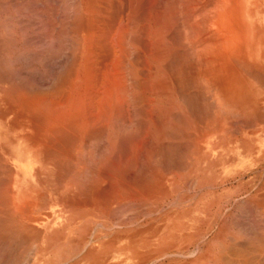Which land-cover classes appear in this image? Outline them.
Instances as JSON below:
<instances>
[{"label": "rangeland", "instance_id": "obj_1", "mask_svg": "<svg viewBox=\"0 0 264 264\" xmlns=\"http://www.w3.org/2000/svg\"><path fill=\"white\" fill-rule=\"evenodd\" d=\"M88 1L90 3L92 2V4H89ZM110 1L111 0H107L104 2L97 3V0L94 1L93 0H77V1L76 0H2V1L0 0V55H1L0 56V65H1L0 66V153H1L0 166L2 167V168L0 167V174H1L0 187H2L0 188V219H1L0 238L4 239V240L0 239L3 242L2 243L0 241V264H264V121H263L264 120V80H263L264 79V73H263L264 72L263 71L264 70V61H263L264 59V45H263L264 44V0H231V1L228 0L229 2L227 0H221V1L220 0L219 1L218 0H212V1L187 0V2H185L184 0L183 1L182 0H175V1L174 0H155V1L139 0L140 4L138 3L139 4L138 7H137L138 5L137 3H136L137 5L133 3L134 1L137 2L136 0L133 1L112 0V2ZM188 1L190 2L189 5L187 4ZM235 1H237L238 7ZM94 2L96 4L101 3L102 6L101 5L100 6L103 8H101L99 5L98 6L95 5ZM147 2H149L148 5ZM132 3L135 4L134 9H131L132 7H134ZM197 3L199 5H197ZM129 4H131V7L127 6ZM166 4H168V6ZM204 4L205 6H203ZM156 5L159 6L157 7ZM184 5L186 6V8ZM88 6H93L91 9L94 10L98 8V10L91 11L90 7ZM145 6L147 9L145 8ZM180 6H182V10H180L181 9ZM128 7L131 10L127 9ZM154 7H156L157 10L156 8L154 9ZM208 7H210L211 9L213 8V11ZM166 8H168V10ZM193 8L198 9L199 12L197 10H196L197 12H195V9ZM170 9L172 10L170 11ZM235 9H237L236 12L238 14L235 13ZM154 10L156 12H154ZM191 10H193V12ZM228 10H231V12H228ZM99 11H102L103 14L102 12ZM128 11H129V15H128ZM189 11L192 13H189ZM92 12L96 14H92ZM194 12L195 15L193 14ZM124 13L125 15L128 16H125ZM172 13L174 15V18L172 16ZM227 13L229 14L231 13V15L232 14L234 15H232L231 17L230 15H226ZM155 14L156 16H154ZM190 14H192L191 17ZM170 15L171 17H169ZM199 15L201 16V19H197L200 18ZM237 15L241 16V19L243 21L245 20L246 22H241V19ZM124 16L127 17L126 19L130 21L128 20L125 21ZM164 16H166L168 20L166 19V17L164 18ZM183 16L190 17L191 19L190 18L188 19L186 17L187 21H184L186 19ZM193 16L196 18H194ZM28 17L30 20H27ZM119 17L121 18V20H118L120 19ZM158 17L160 19H158ZM227 17H229L228 19L231 20L230 21L228 19L226 20ZM60 18L63 21H61ZM90 18H92L93 20ZM132 18L134 19L132 20ZM136 19L140 23L139 25L135 24V22L137 21ZM154 19H157V21L156 20L154 21ZM169 19L172 21H170ZM131 20L135 21L134 24L132 23ZM10 21L11 24L9 23ZM45 21H47L48 24ZM110 21L113 22L114 25ZM224 21L228 23L224 24ZM127 22H129V25L130 22L132 24L130 26L126 25L125 27L124 25L128 24ZM145 22L147 24H145ZM157 22H159L160 24H162L163 22L161 26L159 25L161 30L160 32H162L161 29L162 27L166 29L165 32L167 31V28L170 32L169 33L167 31L166 32L167 35L163 33V35L165 36H161V40L162 37L164 38L166 37L165 38L166 41L165 42L162 41L163 46L165 47L164 43L165 44L168 43L167 44L168 47L174 46V48L172 47V49H174L175 53L173 54V51L170 52L171 47L169 51H167L168 50L167 46L166 48L163 47L162 49H167L166 52L170 53L169 54L170 58H168L167 60L163 51L164 57H162L161 55L160 56L163 58L164 61H166V63H162L163 60L161 59L160 56H159L160 57L159 60H161V62L159 61L160 64H158L159 62L155 63L157 73L160 72L159 74L161 76L164 72L167 73L165 74L166 77H163L164 75L162 77L165 80V78H167L168 76V80L170 81V83L168 82V80L167 81L165 80L164 82L162 81V84L168 82L169 88L168 86H165L166 83L165 85L163 84L162 86L164 90L165 88L166 89L168 88L167 91H169V93L171 92L169 96H166L167 93L165 91L164 92L166 94L163 93V95H161L162 97L155 96L157 92L154 84L152 85H154L155 90L153 89L152 85H150L152 89H150L149 86L151 93H153L152 92L153 90L156 92V93L154 92L155 93L154 95L153 94L151 95V93L147 94L148 92L146 93L148 87L145 89V91L142 90L143 93H145L144 94L145 97L146 94L148 95L149 98L148 97L147 98L149 100H151L150 97L156 99V102L154 103L152 100L147 101L146 98L144 99V102L146 101L148 102V107L150 109L149 110L148 107L146 106L147 103L145 104L143 102L144 105L140 103L141 102L140 98L141 96L143 98V95H139V93L142 94V91L138 89V87L140 88L141 84L139 85V83H137L138 81L137 82L135 81V79L138 80L137 78L138 74L136 73H139V71L142 70L140 66L142 67L144 65V64L141 65L140 63L141 60L145 59V58L142 59V57H145V54L144 51H142L144 55L143 56L142 53L140 54L139 50H134V46L135 47L137 46L136 45L133 46L134 44L133 42L134 41L137 42V40L135 39L137 38L136 35L138 36V33H140L142 28H143L142 31L143 30L145 31V28L146 29L148 28L149 30L151 29L152 26L155 27V25L153 24H157ZM181 22H183V24ZM194 22H196L199 25H197ZM90 23L93 25H91ZM115 23L117 24L115 25ZM141 23L143 25L142 28L139 27ZM173 23L175 24V26L173 25ZM233 23L236 25V27H233L235 26ZM148 24L150 25L147 26ZM189 24H191L192 26ZM206 24H208V27ZM221 24L223 26L224 25L226 26H224L223 28ZM230 24L233 25L231 26ZM185 25L186 27L188 25L189 29L188 27L186 29ZM34 26H36V28ZM92 26H94L95 28ZM128 26L129 29L131 28L133 29V27H135L136 30L133 29L134 30L133 31L131 29V32L130 31L129 33L127 32L128 35L124 34L125 36L124 37L122 34L126 30H129L127 29ZM182 26L184 28H182ZM90 27L93 30H90ZM230 27H232L233 29ZM98 28H101L102 30ZM121 28L122 30L124 29L122 31L123 32L122 34L119 32V30L118 32H116L117 29H120L121 31ZM199 28L201 30H199ZM249 28L251 32H249L250 31ZM46 29L47 31H45ZM64 29H66V31ZM237 29L239 34L237 33ZM190 30H192L193 32ZM98 31L99 34H96ZM111 31L113 34L111 33ZM183 31L185 32L182 33ZM133 32H138V33H133ZM145 32H141V33H145ZM204 32L206 34H204ZM212 32L214 33V35ZM234 32L236 33L234 34ZM85 33H87L88 35ZM109 33L110 35H107ZM229 33L230 35H228ZM186 34L188 37L186 36ZM203 34L205 37L203 36ZM65 35L67 37H65ZM118 35L120 36V38L121 35L123 36L122 40L127 36L131 38V39L126 38L128 42L125 40L126 43H129L130 40L131 44L129 46L124 42H121L122 41L121 39L119 41L121 42V44L122 43L124 44L121 45L120 47L122 48L124 47V49L127 50V52L128 50L130 52V53L128 52L129 53L128 54L126 51L122 52L121 50L123 54L125 53L124 54L125 56L123 54L122 55L113 54L114 53L113 49L114 48L116 49L119 43L117 40L119 39ZM148 35H144L145 39ZM190 36H192V38L194 37V40L196 39L199 42V44H197V42L195 43L198 47L194 44L196 40L195 41L193 40L191 44L192 38L190 39ZM106 37H108V40ZM139 37H143V34L142 36ZM139 37L138 40L140 41L142 40L141 42L143 43L144 42L143 40L145 39L143 38L139 39ZM156 37L157 39L160 38L158 35ZM85 38H89V39L85 40ZM151 38L153 39L154 37L152 36L147 37L146 39L147 44L148 41H151ZM132 39H134V41ZM146 40H145V45H146ZM209 40L210 43H208ZM31 41H34V43ZM79 41H81V43ZM180 41H182L181 44ZM242 41L245 42L246 44L243 43ZM107 42H109L110 44L109 46ZM204 42H206L207 45L206 43L203 44ZM74 43H76V45ZM142 43H141V47H142ZM151 43L152 42H150V44ZM225 43L226 45H224ZM73 44L75 47L73 46ZM115 44L117 45L116 47ZM150 44L148 46L146 45L147 46L146 49H148V47L150 48L151 46ZM154 44L155 47L157 45H160L157 42ZM175 44L178 48L181 47V49L180 48L176 49L177 47H175ZM182 44H186V45L182 46ZM209 44H212L211 45L212 48L213 46H215L213 48L214 50L210 48L211 46ZM187 45L189 47L192 45L191 46L192 48H189ZM193 45H195L196 48H199L200 46L204 50L201 51V48L200 50L193 48ZM204 46L209 48L211 51L206 52L205 49L207 48H204ZM227 46H229L230 48L228 47L227 49ZM90 47L92 49H90ZM182 47L185 50H183ZM101 49H103L104 51ZM189 50H191L190 52L194 55H191V53H189ZM193 50L195 53H193ZM101 51L104 54L101 53ZM132 51L133 52L137 51V52L133 53ZM198 51L200 56L197 53ZM203 52L205 54H203ZM210 52H212V55ZM219 52H221V54ZM235 53L237 54L234 55ZM166 55H168V53H166ZM213 55L217 57L215 58L213 57ZM85 56L88 58L91 57L92 58L88 59ZM178 56H180L179 60H178ZM187 56L189 57V60L187 59L188 58ZM207 56H209L208 57L209 59L210 58L213 59H210L209 61H205L208 60ZM223 56H225L226 58H223ZM232 56L233 58H231ZM244 56L246 60L248 59V61L244 59ZM114 57H116V59ZM138 58L139 60H135ZM200 58L202 59V62L200 61L201 60ZM69 59L71 62L69 61ZM194 59L197 60L198 62L195 61ZM224 59L226 60L224 61ZM251 59L252 60L254 59V62L256 63L254 64V62ZM117 60L118 61L121 60V64L120 62L118 63ZM124 60H126L127 63H125ZM128 60L132 62L131 63L132 65L130 64V62H128ZM183 60L185 62H183ZM103 61L104 62L106 61V63H104ZM136 61L138 62L136 63ZM134 62L136 67L138 65V68L140 69L134 67L135 66ZM220 62L221 63L223 62V64H221ZM224 62L228 64H225ZM248 62H253V63L251 64ZM259 62H261L260 63L261 66L258 65ZM69 63L71 64V67H69L70 66ZM117 63L118 65L120 66L123 65V66L122 67L119 66L120 67L119 68L117 66ZM92 64H94V66ZM163 64L164 66H162ZM232 64L234 65V67ZM237 64L239 65L237 66ZM249 64L251 69H249ZM104 65H106V67H104ZM219 65H221V67H219ZM146 66H143L142 68H144L145 70L147 69ZM222 66H226V67L222 68ZM199 67L205 69L202 70ZM238 67H240L241 69ZM242 67L244 68L242 69ZM99 68L100 71L98 70ZM104 68L105 69L108 68V69L105 70ZM189 68L191 71L189 70ZM196 68H199L198 70L201 72V73L199 72L200 74L199 73L197 74ZM215 68L217 70H215ZM234 68L235 69L238 68L237 71ZM132 69L135 73L132 71ZM130 70L131 72L134 73V75L136 74L137 76L135 75L130 77L133 74L130 72ZM228 70H231L232 72ZM244 70L246 73L244 72ZM105 72L108 76L104 74ZM230 72L231 75L229 77L228 73L230 74ZM248 72L252 74L251 76L256 75V77L248 76L247 74ZM141 73L144 74L143 72ZM141 73L139 74V76L142 75ZM235 73L237 74V76H235L236 75ZM208 75H211L209 77H213L215 79L212 80V78L211 79L208 78ZM215 75L216 77L218 76V79L215 77ZM197 76H199L200 78ZM259 76H260L259 80L262 78L263 82L262 81L259 82V80H257V77ZM104 77L107 80L104 81L103 80ZM194 77L196 79H194ZM99 78L100 81H95V80H99ZM131 78H134V80H132ZM142 78H143L142 76L141 78H139L141 79L139 80L140 83H143ZM241 78H243L245 82L241 80ZM209 80H210V84H209ZM90 81L94 83V86ZM214 81L217 85H215ZM126 82L128 85L126 84ZM131 82L134 84L136 82V84H138L139 86L136 84L133 85ZM231 82L233 83L232 85ZM226 83L228 84V86L231 85V87L229 86L228 88ZM112 84L114 86H112ZM122 84H124L125 87ZM192 84L195 85L192 86ZM220 84L222 87L220 86ZM260 84H262V86ZM106 86H108V88ZM172 86H174V88ZM122 87L123 89L124 88L127 89L128 93L130 91L129 95L126 92L127 90L124 89L125 90L124 91ZM170 87L172 90L174 89L173 90L174 95L172 90H169ZM40 88H42V90ZM135 89H138L136 91L137 94L135 92ZM224 89L226 90V92ZM150 90L148 91L150 92ZM13 91L14 93H12ZM211 91L212 93L213 92L214 93L213 94L210 93ZM75 92L77 93V95ZM131 92L133 93V95ZM123 93H125L124 97H122L123 95H121ZM23 94L26 96H24ZM49 94H52L53 96ZM110 94L112 96H110ZM137 95L140 97H138ZM30 96H32V98ZM118 96L122 98L121 100L122 102L119 100L120 98H118ZM104 97L108 99H105ZM156 97L159 99L162 98V100L161 101L159 99L157 100ZM165 97L166 99H168L167 97L172 99L171 100L168 99L167 102L166 101L164 102L163 98L165 99ZM40 98L43 99L41 100ZM115 98L117 99V101L115 100ZM138 98L140 102L138 101ZM217 98L218 100H216ZM100 99L103 100L101 104H100L101 102ZM37 100H39L40 102ZM88 100H91V103ZM96 100L98 101V103ZM106 100H108L107 103L105 102ZM30 101L32 102L37 101L39 102V104L36 103L38 106L35 105L36 107L33 109L31 106L32 102ZM115 101L116 103H114ZM128 101L130 102V104ZM219 101L220 103H223L222 104L224 105L223 107L221 106ZM103 102L105 103V105H103ZM109 102L111 103L110 104L111 106L109 105ZM120 102L124 106H122L121 104L119 105L118 103ZM157 102H159L158 105L161 104L164 105L163 107L166 108L167 110L169 109L170 106L172 108V111H170V109L168 111H170L171 113L170 112L166 113V109H164L163 107L162 108L165 110V112L163 111L162 108L159 109L158 111L157 110L158 105L156 106ZM92 103L93 106H91ZM152 103L156 106V108L155 106H153ZM225 103L229 105H226ZM67 104L69 105V107ZM127 104H129L128 107ZM139 104L142 105L139 106ZM43 105L47 107H44ZM53 105L55 107H53ZM99 105L100 108L98 110L97 108ZM151 105L154 109H156L154 113L158 112L156 116L154 114L153 115L154 117L153 116L151 117V119L156 118V121H154L153 119L154 123H156L153 125L154 126L159 125L157 124L159 120L164 123L162 124L160 122L162 126L161 125L157 126V129L159 127L158 130L157 129L154 130V126L150 125L151 122L149 123L150 126L149 132L151 131V133H154V136L152 137L153 139L151 140V142L148 139L147 142L144 136L146 135L147 138L150 139V137L153 135L150 133L151 136L148 137L150 134L149 135L146 134L148 132L147 130L145 131L146 128L147 129L149 128V126L147 127V124L145 123L151 121L148 116L149 115L151 116V114H153V112H151L152 111ZM109 106L114 111L117 110L115 111L117 119L116 118L114 119L115 113L112 109H110L112 110V113L110 114L113 115L111 117L115 121L111 120L109 114V112H111L110 110L108 113H105L107 111L105 108H110ZM134 106H137V108L135 107L136 108L135 109ZM143 106L146 107L147 109H144ZM174 107L175 108L179 107V108L175 109ZM218 107L223 109V111L221 109L218 110L219 109ZM37 108H39L40 110ZM127 108L130 111H128ZM229 108L231 110L233 109V111L231 112V110H228ZM64 109H66V111ZM120 109L122 110L127 109V111L123 112L124 111L123 110L121 112ZM34 110H36V113ZM102 110L105 111L104 112L105 114L103 113ZM79 111L80 113H78ZM162 111L164 112L163 114L161 113ZM117 112L119 113L117 114ZM60 113H62L63 115ZM89 113L91 114V116ZM126 113L129 115V117L128 115H126ZM184 113L187 116L184 115ZM234 113L236 115H234ZM85 114L87 115V117ZM190 115L192 116L190 117ZM96 116L98 117V119ZM124 116L128 119L126 120ZM143 116L149 118L146 119L145 117V119L148 122L146 121H144L145 123L143 122L144 120ZM70 117L72 119L73 118L75 119L77 118V119L71 120L69 119ZM118 117L121 118L119 119ZM168 117L169 118L172 117L173 119L171 118L169 121L167 120ZM133 118H135V120ZM86 119L87 120L89 119L90 123L86 121ZM56 120L57 123H55ZM90 120L93 122H91ZM61 121L63 123L65 122L62 126H61L62 123ZM76 121H81V122H79L78 125V122ZM253 121L256 123H254ZM58 122L60 125L58 124ZM66 122L69 124L67 125ZM53 123H55V126L53 125ZM75 123L78 125V127L82 126V128L85 129L84 130L85 132L88 129V131L86 132L88 136L86 134H80L79 131L81 132V130L83 129L78 128ZM123 123H125V125ZM86 124H88V126L90 127L92 126L91 127L92 129L90 127L88 128V126L87 129L86 127H83V125L86 126ZM52 125L57 128H53ZM58 125L59 127L61 126L63 128L60 127L59 129ZM64 125L65 127L66 126L67 127L64 128ZM208 125H210L211 127ZM207 126L209 128H207ZM50 127H52L53 130H51L52 128ZM54 129H56V131ZM152 130L155 132H152ZM171 130L174 131L172 132ZM112 132H114L115 135L117 136L115 137V135ZM173 133L176 136H174ZM96 134L99 135V138L101 140L97 138L98 135ZM111 134L114 135L113 136L114 139L119 137V139L118 138L116 139L117 143L115 145L117 147V150H115L117 151L115 153L116 158L114 156L115 154L112 155V157L114 156L113 158L110 157L112 153L108 154V152H111L114 148L116 149V147H114L113 149L111 148L112 150H110V148L107 145H105V144L110 145L111 142L110 139L112 137ZM179 134L180 135L182 134L184 137L182 135L181 137ZM92 135L94 136L92 137ZM81 136H84L85 138L84 137L82 138ZM172 136L174 137L172 138ZM107 137L109 139H106ZM136 137L138 138L136 139ZM144 139L148 147L150 146L153 150H151L150 147L148 148L146 144H144L145 143L143 142ZM159 139H162L164 141L160 140L161 142H159ZM141 140L143 141L141 142ZM94 141H96V143ZM129 142L132 144L133 142H135L134 145L136 144L137 148L132 147L133 145L132 146L129 145L128 144ZM119 143L121 146L118 145ZM141 144L143 147L144 145L145 147H147L144 148V151L150 149V151L153 152L152 154L150 152V155L149 153L146 155L148 151L144 152L143 155L144 154L146 155V159L145 156L141 155L143 148L138 149V147L140 148ZM123 145L126 146H124L123 148ZM127 145H128V149H127ZM129 146H131L130 148H135L136 150L135 153L132 154L134 155L133 157L134 159L137 156L136 154L137 149L138 152L139 150H141L140 152L141 154L139 155L142 157V159H140L141 157L139 156L140 160L133 159L136 163L134 161H133L134 164L132 163V161L130 163L131 165H133V166L130 165L133 169L129 165H127L128 163L126 161L129 160L126 161L124 160V158L126 159L128 158L129 155H131V153L129 152H133V149L129 151L130 150ZM83 149H85V151ZM105 152L108 155H105L106 154ZM126 155L128 156L125 157ZM117 156H119L120 158ZM130 157L131 156H129V159H132ZM114 158L116 160H114ZM143 158L145 161H143ZM102 159L103 161L101 162ZM117 159H119L120 162ZM104 160H106L107 162L104 163ZM121 160L123 161L121 162ZM108 162L109 164H107ZM99 163L102 165V166L100 165L101 167L99 166ZM119 163H121L122 165H124L123 163L125 164L127 163V164L123 168V166L120 165ZM111 164L112 166L114 164V166L113 167L110 166ZM96 166L97 169L99 168V171L102 173V176L100 172H97L98 170L96 169ZM115 166H121L123 171L126 169V171H124L126 173L122 172V170L120 169L121 167L118 168ZM108 167L109 169L110 168L111 169L115 168V169L114 170L110 169V172H108L109 171V169H107ZM188 167L190 169H188ZM117 168L118 170L120 169L119 170L120 173L123 174H118L119 172H117L118 171ZM127 168L129 169V171H131L130 169H132V172H129ZM87 169L89 170L87 171ZM93 169L97 171H94L95 173H93ZM105 169H107L108 171ZM165 169L167 170V172ZM89 171H91L90 173L94 174L95 176L92 174L90 175ZM111 171L113 172L114 175L112 174ZM83 172L85 173L88 172L89 174L88 173L85 174ZM105 173L106 175L108 174L109 176H105L104 175ZM117 174L121 176L117 177ZM124 174L126 175L124 176ZM86 175L89 177H87ZM79 176L81 177V179ZM115 176L116 178H113ZM102 178L104 180L103 182L101 180ZM119 178L122 180V183L124 182L126 184L125 181H127V183L129 182L128 186L127 185L124 186V183L121 186L125 188L123 193L128 194L130 197L132 196L131 198H129L128 195L126 196L124 194L123 196H121L123 190L120 193L119 189L121 187H118V182L121 183V181H119ZM94 180L97 182L99 181V184L95 182V184L92 185V183H94ZM115 181L117 182V186ZM111 182L115 185L112 186ZM107 183L111 186H109ZM115 187L118 189L116 190ZM126 187H129L128 189L132 188V190H128ZM101 190L103 191L106 190L105 195ZM108 190H110L111 192ZM117 191L120 194L116 193ZM130 191L133 193L135 192V197L133 196L134 194L131 193ZM107 192L109 193V195ZM129 192L131 193V195ZM144 192L145 194L147 192L148 193L145 195ZM113 194L117 195L115 196L117 198H115ZM118 195L121 196L120 199L121 198L124 199L120 200ZM107 197H109L110 199L109 198L107 199ZM1 200H3V202ZM5 200H8L9 202ZM20 207L21 209H19ZM16 209L19 210L17 211ZM21 211L23 212L25 211V212L23 213ZM21 214L23 215V218ZM25 215L27 216V218ZM115 215L118 216L116 217ZM129 216L132 218L130 219ZM7 219L9 220L7 221ZM6 226L9 227L7 228ZM13 227L14 228L16 227L15 229L17 230L15 231ZM25 227H27V229ZM11 228H13L15 232L10 231L12 230ZM35 230L37 231L35 232ZM5 236L8 237L6 238ZM23 245L28 249H25Z\"/></svg>", "mask_w": 264, "mask_h": 264}, {"label": "bare ground", "instance_id": "obj_2", "mask_svg": "<svg viewBox=\"0 0 264 264\" xmlns=\"http://www.w3.org/2000/svg\"><path fill=\"white\" fill-rule=\"evenodd\" d=\"M1 1H2V0H1ZM76 1H77V0H76ZM93 1H94V0H93ZM104 1H107V0H97V3H98V2H104ZM127 1H128V0H127ZM132 1H133V0H132ZM136 1H137V2L134 1L133 3H135V4L137 3V4H138V3H139V0H136ZM145 1H147V0H145ZM150 1H151V0H150ZM153 1H155V0H153ZM174 1H175V0H174ZM182 1H183V0H182ZM184 1L187 2V0H184ZM189 1H190V0H189ZM189 1H188V3H187L188 5H189V3H190ZM211 1H212V0H211ZM218 1H219V0H218ZM218 1H215V2H218ZM220 1H221V0H220ZM227 1H228V0H227ZM230 1H231V0H230ZM82 2H83V1H82ZM88 2H89V1H88ZM95 2H96V1H95ZM95 2H94L95 5H97V6H98V5H99V6L101 5V3H100V4H96ZM110 2H112V0H111ZM117 2H118V1H117ZM140 2H141V1H140ZM169 2H170V1H169ZM179 2H180V1H179ZM203 2H204V1H203ZM228 2H229V1H228ZM235 2H236V5H237V7H238L237 1H235ZM106 3H107V2H106ZM106 3H105V4H106ZM120 3H121V2H120ZM129 3H131V2H129ZM133 3H132V4H133ZM143 3H144V2H143ZM152 3H153V2H152ZM155 3H156V2H155ZM165 3H166V2H165ZM173 3H174V2H173ZM183 3H184V2H183ZM183 3H182V5H183ZM192 3H193V2H192ZM192 3H191V4H192ZM15 4H16V3H15ZM73 4H74V2H73ZM78 4H79V2H78ZM89 4H92V2H91V3L89 2ZM89 4H88V5H89ZM94 4H93V5H94ZM110 4H111V3H110ZM117 4H118V3H117ZM124 4H125V3H124ZM127 4H128V3H127ZM135 4H133L134 7H132L131 9H134V8H135ZM137 4H136V5H137ZM139 4H140V3H139ZM139 4L137 5V7L139 6ZM145 4H146V3H145ZM145 4H144V5H145ZM148 4H149V2H147V5H148ZM150 4H151V3H150ZM169 4H170V3H169ZM177 4H178V3H177ZM187 4H186V5H187ZM230 4H231V2H230ZM54 5H55V4H54ZM125 5H126V4H125ZM141 5H142V4H141ZM147 5H146V6H147ZM166 5L168 6V4H166ZM197 5H199V4L197 3ZM250 5H251V4H250ZM101 6H102V5H101ZM101 6H100V7H101ZM107 6H108V5H107ZM127 6L131 7V4H129V5H127ZM146 6H145V8H146ZM156 6L158 7L159 5H156ZM172 6H174V5H172ZM184 6H185V5H184ZM203 6H205V4H204ZM207 6H209V5H207ZM207 6H206V7H207ZM230 6H231V5H230ZM251 6H252V5H251ZM88 7H90V9H91L93 6H88ZM94 7H96V6H94ZM129 7H128L127 9H130ZM165 7H166V6H165ZM176 7H177V6H176ZM176 7H175V8H176ZM190 7H191V6H190ZM193 7H194V6H193ZM215 7H216V5H215ZM235 7H236V6H235ZM235 7H233V8H235ZM245 7H246V6H245ZM245 7H244V8H245ZM252 7H253V6H252ZM77 8H78V7H77ZM77 8H76V9H77ZM101 8H103V7H101ZM104 8H106V7H104ZM107 8H108V7H107ZM116 8H117V7H116ZM141 8H143V7H141ZM155 8H156V7H154V9H155ZM180 8H181L180 10H182V6H180ZM185 8H186V6H185ZM195 8H196V7H195ZM195 8H193V9H195ZM203 8H204V7H203ZM203 8H202V9H203ZM208 8H210V7H208ZM208 8H207V10H208ZM86 9H87V8H86ZM131 9H130V10H131ZM136 9H137V8H136ZM136 9H135V11H136ZM146 9H147V8H146ZM146 9H145V10H146ZM164 9H165V8H164ZM166 9L168 10V8H166ZM187 9H188V8H187ZM200 9H201V8H200ZM200 9H199V10H200ZM210 9H211V8H210ZM228 9H229V8H228ZM3 10H4V9H3ZM92 10H93V9H91V11H92ZM95 10H98V8H97V9H94L93 11H95ZM100 10H102V9H100ZM119 10H120V9H119ZM139 10H140V9H139ZM142 10H143V9H142ZM156 10H157V8H156ZM160 10H161V9H160ZM171 10H172V9H170V11H171ZM178 10H179V9H178ZM183 10H186V9H183ZM189 10H190V9H189ZM196 10L198 11V9H195V12H197ZM205 10H206V9H205ZM211 10L213 11V8H212ZM218 10H219V9H218ZM221 10H223V9H221ZM233 10H234V9H233ZM240 10H241V8H240ZM240 10H239V11H240ZM245 10H246V9H245ZM89 11H90V10H89ZM103 11H104V10H103ZM120 11H121V10H120ZM135 11H134V12H135ZM137 11H138V10H137ZM162 11H163V10H162ZM170 11H169V12H170ZM173 11H174V10H173ZM191 11L193 12V10H191ZM236 11H237V9H235V13L238 14ZM65 12H66V11H65ZM82 12H83V11H82ZM99 12H102V11H99ZM130 12H131V11H130ZM132 12H133V11H132ZM149 12H150V11H149ZM154 12H156V11L154 10ZM192 12L189 11V13H192ZM195 12L193 13L194 15H195ZM198 12H199V11H198ZM204 12H205V11H204ZM214 12H215V11H214ZM214 12H213V13H214ZM224 12H225V11H224ZM228 12H231V10H228ZM43 13H44V12H43ZM62 13H63V12H62ZM125 13H126V12H125ZM125 13H124V15H125ZM139 13H140V12H139ZM151 13H152V12H151ZM175 13H176V12H175ZM187 13H188V10H187ZM201 13H202V11H201ZM232 13H233V11H232ZM245 13H246V12H245ZM253 13H254V12H253ZM259 13H260V12H259ZM52 14H53V13H52ZM76 14H77V12H76ZM78 14H79V13H78ZM88 14H89V13H88ZM92 14H96V13H93V12H92ZM102 14H103V12H102ZM118 14H119V13H118ZM121 14H122V12H121ZM140 14H141V13H140ZM143 14H144V13H143ZM153 14H154V13H153ZM196 14H197V13H196ZM204 14H205V13H204ZM207 14H208V12H207ZM220 14H221V12H220ZM224 14H225V13H224ZM240 14H241V13H240ZM60 15H61V14H60ZM60 15H59V16H60ZM81 15H82V13H81ZM86 15H87V14H86ZM128 15H129V11H128ZM128 15H125V16H128ZM130 15H132V14H130ZM141 15H142V14H141ZM144 15H145V14H144ZM166 15H169V14H166ZM175 15H176V14H175ZM184 15H185V14H184ZM191 15H192V14H190V17H191ZM197 15H198V14H197ZM209 15H210V14H209ZM226 15H230V16L232 17V15H234V14L231 15V13H230V14L227 13ZM226 15H224V16H226ZM256 15H257V13H256ZM39 16H40V14H39ZM91 16H93V15H91ZM91 16H90V17H91ZM95 16H96V15H95ZM98 16H99V14H98ZM102 16H103V15H102ZM125 16H124V17H125ZM154 16H156V14H155ZM161 16H162V15H161ZM172 16H173V18H174L173 13H172ZM179 16H180V15H179ZM220 16H221V15H220ZM220 16H219V17H220ZM237 16H239V15H237ZM237 16H236V17H237ZM6 17H7V16H6ZM31 17H32V16H31ZM55 17H56V16H55ZM96 17H97V16H96ZM121 17H122V15H121ZM135 17H137V16H135ZM149 17H150V16H149ZM162 17H163V16H162ZM162 17H161V18H162ZM165 17H166V16H164V18H165ZM169 17H171V15H170ZM183 17H185V16H183ZM186 17H187V16H186ZM186 17H185V19H186ZM190 17H187V18L189 19ZM193 17H194V16H193ZM199 17H200V18H197V19H201V16H200V15H199ZM219 17H218V18H219ZM222 17H223V16H222ZM254 17H255V16H254ZM22 18H23V17H22ZM22 18H21V20H22ZM94 18H95V17H94ZM119 18H120V17H119ZM126 18H127V17H125V21L128 20V19H126ZM142 18H143V17H142ZM145 18H146V17H145ZM153 18H154V17H153ZM153 18H152V20H153ZM181 18H182V17H181ZM181 18H180V19H181ZM194 18H196V17H194ZM203 18H204V17H203ZM209 18H210V17H209ZM228 18H229V17H227L226 20H227ZM239 18L241 19V16H239ZM45 19H47V18H45ZM60 19H61V18H60ZM90 19H92V18H90ZM95 19H96V18H95ZM100 19H101V18H100ZM108 19H109V18H108ZM133 19H134V18H132V20H133ZM140 19H141V18H140ZM158 19H160V18L158 17ZM166 19H167V17H166ZM176 19H178V18H176ZM176 19H175V20H176ZM183 19H184V18H183ZM190 19H191V18H190ZM27 20H30L29 17H28ZM31 20H32V18H31ZM92 20H93V19H92ZM110 20H111V18H110ZM118 20H121V18L118 19ZM123 20H124V19H123ZM132 20H131V21H132ZM136 20H137V19H136ZM142 20H144V19H142ZM155 20L157 21V19H154V21H155ZM161 20H162V19H161ZM167 20H168V19H167ZM169 20H170V19H169ZM195 20H196V19H195ZM195 20H194V21H195ZM203 20H204V19H203ZM203 20H202V21H203ZM220 20H221V19H220ZM228 20H229V19H228ZM230 20H231V19H230ZM230 20H229V21H230ZM232 20H234V19H232ZM249 20H250V19H249ZM258 20H259V19H258ZM47 21H48V20H47ZM47 21H45V22L47 23ZM61 21H63V20L61 19ZM72 21H73V20H72ZM75 21H76V20H75ZM85 21H86V20H85ZM89 21H90V20H89ZM104 21H105V20H104ZM128 21H130V20H128ZM154 21H153V22H154ZM170 21H172V20H170ZM178 21H179V20H178ZM184 21H187V19L184 20ZM25 22H26V21H25ZM97 22H99V21H97ZM110 22H111V21H110ZM116 22H117V21H116ZM123 22H124V21H123ZM134 22H135V21H132L133 24H134ZM136 22H138V20H137ZM136 22H135L136 25H139V24H140L139 22H138V23H136ZM141 22H142V21H141ZM159 22H160V21H159ZM159 22H157V24H153V25H155V27H154V26H152V27L150 26L151 29H149V30H148V28L146 29V28L144 27L146 32H145L144 30L142 31V29H143V28H142L143 25H142V23H141L142 26H141V25L139 26V27L142 28V29L140 28V29H141L140 33H138V32H133V33H138V36L136 35L137 38H135V39L137 40V42H135L134 39H132V40L134 41V42H133V43H134L133 46H134V45L137 46V47L134 46V50H139L140 54L142 53V55H143V52H142V51H144V54H145V57H142V59L145 58L146 60H145V59H144V60H145L146 62H145L144 60H141V63H140V61H139V63H140L141 65L144 64L143 66H146V65H147V66H146L147 69H145V70H144V68H142L143 66H142V67L140 66V68L142 69V70H140V71L143 72V73L145 74V76H144V74H142L140 71H139V73H136V74H138V76L135 74V75L137 76V78H138V80L135 79V81H136V82L138 81L137 83H139V85L141 84V85H140V88L138 87V89H140L141 91H142V90L145 91V89L148 87L147 89L150 90V89H152L150 85L154 84V85H155V88H156V92H157V94H156L155 96H158V97L161 96V95H163V93H165V92L167 93V94L165 93L166 96H169V94L171 93V92L169 93V91H167V89L169 88V86H168V82L170 83V81L168 80V76H167V78H165L166 81L168 80L167 83L165 82L166 85H165V83H163L165 86H168V88H167V89L165 88V90H164V89H163V86H162V85H163V84H162V81H163V82L165 81L163 77H166L165 74H167V73L164 72V73L162 74V76H163V75H164V76L162 77V76L159 74L160 72L157 73V71H156V66H155V65H156L155 63H158L159 61L161 62V60H159L161 56L164 57V55H165V57L167 58V60H168V58H170V55H169L170 53H169V52H166V50L168 49L167 51H169V49H170L171 46L168 47V46H167L168 43H167V44L164 43L165 47L163 46L162 41L165 42V41H166V39H165L166 37H165V38L162 37V40H161V36H165V35H167L166 32H167V31L169 32V30H168V28H167V31L165 32L166 29H164V27H162V28H161V29H162V32H160V31H161V30H160V26L163 24V22H162V24H160ZM190 22H191V21H190ZM218 22H220V21H218ZM222 22H223V21H222ZM241 22H246V21H245V20L243 21V20L241 19ZM5 23H6V22H5ZM9 23L11 24V21H10ZM28 23H29V22H28ZM28 23H27V24H28ZM80 23H81V22H80ZM91 23H92V21H91ZM91 23H90V24H91ZM108 23H109V22H108ZM111 23L113 24V22H111ZM119 23H120V22H119ZM127 23H128V24H125V25H124L123 23H122V24L126 27V25H129V22H127ZM132 23L130 22V25H131ZM155 23H156V22H155ZM181 23L183 24V22H181ZM194 23H196V22H194ZM201 23H202V22H201ZM203 23H204V22H203ZM225 23H226V21H224V24H225ZM227 23H228V22H227ZM227 23H226V24H227ZM229 23H230V22H229ZM236 23H237V22H236ZM25 24H26V23H25ZM47 24H48V23H47ZM82 24H83V23H82ZM98 24H99V23H98ZM98 24H97V25H98ZM116 24H117V23H115V25H116ZM122 24H121V27H122ZM145 24H147V23L145 22ZM192 24H193V23H192ZM196 24H197V23H196ZM222 24H223V23H222ZM222 24H221V26H223ZM233 24H234V23H233ZM233 24H232V25H233ZM258 24H259V23H258ZM91 25H93V24H91ZM99 25H100V24H99ZM110 25H111V24H110ZM113 25H114V24H113ZM130 25H129V26H130ZM149 25H150V24H148L147 26H149ZM159 25H160V26H159ZM165 25H166V24H165ZM168 25H169V24H168ZM168 25H167V27H168ZM173 25L175 26L174 23H173ZM189 25H191V24H189ZM193 25H194V24H193ZM197 25H199V24H197ZM206 25H207V27H208V24H206ZM210 25H211V24H210ZM230 25H231V24H230ZM232 25H231V26H232ZM234 25H235V24H234ZM247 25H248V23H247ZM12 26H13V24H12ZM75 26H76V24H75ZM101 26H102V25H101ZM111 26H112V25H111ZM118 26H119V25H118ZM124 26H123V28H124ZM129 26L127 27V29H129ZM134 26H135V25H134ZM169 26H170V25H169ZM191 26H192V25H191ZM213 26H214V25H213ZM216 26H217V25H216ZM221 26H220V27H221ZM224 26H226V25H224ZM224 26H223V28H224ZM9 27H10V26H9ZM9 27H8V28H9ZM20 27H21V26H20ZM34 27L36 28V26H34ZM72 27H73V24H72ZM92 27H94V26H92ZM98 27H100V26H98ZM119 27H120V26H119ZM185 27H186V25H185ZM187 27H188V25H187ZM187 27H186V29H187ZM195 27H197V26H195ZM205 27H206V26H205ZM209 27H210V26H209ZM233 27H236V25L233 26ZM43 28H44V27H43ZM74 28H75V27H74ZM85 28H86V26H85ZM87 28H88V27H87ZM94 28H95V27H94ZM109 28H110V27H109ZM115 28H116V27H115ZM115 28H114V29H115ZM165 28H166V26H165ZM169 28H170V27H169ZM182 28H184V27L182 26ZM201 28H202V27H201ZM210 28H211V27H210ZM215 28H216V27H215ZM217 28H218V27H217ZM228 28H229V27H228ZM230 28H232V27H230ZM38 29H39V28H38ZM44 29H45V28H44ZM67 29H68V28H67ZM98 29H101V28H98ZM111 29H112V28H111ZM131 29H132V28H131ZM131 29L126 30V28H125V30H126L125 32H126V33H125V32H124V33L122 32V31L124 30V29L122 30V28H121V31H120V29H117L116 32H118V30H119V32H120L121 34L123 33L122 35L124 36V34H127V32H128V33H129V31L131 32ZM133 29L136 30L135 27H133ZM133 29H132V30H133ZM186 29H185V30H186ZM188 29H189V27H188ZM193 29H194V27H193ZM221 29H222V28H221ZM232 29H233V28H232ZM260 29H261V28H260ZM8 30H9V29H8ZM8 30H6V31H8ZM26 30H27V29H26ZM64 30L66 31V29H64ZM90 30H93V29H91V27H90ZM96 30H97V29H96ZM101 30H102V29H101ZM105 30H106V29H105ZM137 30H138V29H137ZM147 30H148V31H147ZM196 30H197V29H196ZM199 30H201V29L199 28ZM199 30H198V31H199ZM224 30H226V29H224ZM249 30H250V28H249ZM249 30H248V31H249ZM262 30H263V29H262ZM36 31H37V30H36ZM36 31H35V32H36ZM45 31H47V29H46ZM52 31H53V30H52ZM57 31H58V30H57ZM61 31H62V30H61ZM68 31H69V30H68ZM133 31H134V30H133ZM186 31H187V30H186ZM190 31H192V30H190ZM204 31H205V30H204ZM206 31H207V30H206ZM212 31H213V30H212ZM4 32H5V30H4ZM108 32H109V31H108ZM114 32H115V31H114ZM141 32H145V33H141ZM147 32H148V33H147ZM184 32H185V31H183L182 33H184ZM188 32H189V31H188ZM192 32H193V31H192ZM196 32H197V31H196ZM207 32H208V31H207ZM209 32H211V31H209ZM213 32H214V31H213ZM213 32H212V33H213ZM225 32H226V31H225ZM249 32H251V30H250ZM9 33H10V32H9ZM37 33H38V32H37ZM59 33H60V32H59ZM59 33H58V34H59ZM69 33H70V32H69ZM73 33H74V32H73ZM79 33H80V32H79ZM88 33H89V32H88ZM111 33H112V31H111ZM120 33H119V35H120ZM133 33H131V34H133ZM163 33H165V35H163ZM169 33H170V32H169ZM177 33H179V32H177ZM182 33H181V34H182ZM215 33H216V32H215ZM235 33H236V32H234V34H235ZM237 33H238V29H237ZM35 34H36V33H35ZM35 34H34V35H35ZM39 34H40V33H39ZM53 34H54V33H53ZM64 34H65V33H64ZM70 34H71V33H70ZM85 34H87V33H85ZM96 34H99V31H98ZM112 34H113V33H112ZM131 34H130V35H131ZM142 34H143V37H139V36H142ZM148 34H149V35H148ZM159 34H160V35H159ZM171 34H172V33H171ZM194 34H195V33H194ZM199 34H200V33H199ZM201 34H202V33H201ZM204 34H206V33L204 32ZM204 34H203V36H204ZM231 34H232V33H231ZM238 34H239V33H238ZM247 34H248V33H247ZM51 35H52V34H51ZM61 35H62V33H61ZM87 35H88V34H87ZM100 35H101V34H100ZM100 35H99V37H100ZM107 35H110V33L107 34ZM119 35H118L119 39H117L118 37L116 38V39L118 40V42L120 41V39L122 40V37H123V36L121 35V38H120ZM127 35H128V34H127ZM127 35H126V36H127ZM144 35H148L149 37L152 36V37H154V38H153V39L151 38V41H148V44H147V40H146V39H147L148 36H147L146 39H145V36H144ZM157 35L160 37L159 39H160L161 41H160L159 39H157V37H156ZM168 35H169V34H168ZM174 35H175V34H174ZM211 35H212V34H211ZM213 35H214V33H213ZM228 35H230V33H229ZM245 35H246V34H245ZM245 35H244V36H245ZM250 35H251V34H250ZM56 36H57V35H56ZM59 36H60V35H59ZM63 36H64V35H63ZM111 36H112V35H111ZM134 36H135V35H134ZM172 36H173V35H172ZM178 36H179V35H178ZM186 36H187V34H186ZM195 36H196V35H195ZM200 36H202V35H200ZM207 36H208V35H207ZM220 36H221V35H220ZM236 36H237V35H236ZM22 37H24V36H22ZM22 37H21V38H22ZM65 37H67V36L65 35ZM86 37H87V36H86ZM93 37H94V36H93ZM96 37H97V36H96ZM104 37H105V36H104ZM115 37H116V36H115ZM124 37H125V36H124ZM131 37H132V36H131ZM138 37H139V39H140V38H141V39H142V38L145 39V40H146V45H147V46L150 44V42H152V43L150 44V45H151L150 48L148 47V49H146L147 46L145 45V40H143V41H144V42H143L144 44H143V43L141 42L142 40H141V41L138 40ZM184 37H185V35H184ZM187 37H188V36H187ZM204 37H205V36H204ZM210 37H211V36H210ZM225 37H226V36H225ZM229 37H230V36H229ZM247 37H248V35H247ZM2 38H3V37H2ZM62 38H63V37H62ZM62 38H61V39H62ZM106 38H107V40H108V37H106ZM126 38H130V37L127 36ZM126 38H123V40H122L121 42H124L125 44H127V45L129 46V45L131 44V43H130V40H129V43H126V42H125ZM155 38H156V41H155ZM179 38H180V37H179ZM191 38H192V36H190V39H191ZM215 38H216V37H215ZM221 38H222V37H221ZM245 38H246V37H245ZM249 38H251V37H249ZM10 39H11V38H10ZM26 39H27V38H26ZM75 39H76V38H75ZM86 39L88 40L89 38H85V40H86ZM90 39H91V38H90ZM93 39H94V38H93ZM130 39H131V38H130ZM148 39H149V38H148ZM175 39H176V38H175ZM181 39H182V38H181ZM205 39H206V38H205ZM208 39H209V37H208ZM213 39H214V38H213ZM217 39H218V38H217ZM16 40H17V39H16ZM36 40H37V39H36ZM40 40H41V39H40ZM78 40H80V39H78ZM112 40H113V39H112ZM114 40H115V39H114ZM152 40H153V41H152ZM157 40H158V41H157ZM168 40H169V39H168ZM185 40H186V39H185ZM193 40H194V37L191 39V44H192V41H193ZM195 40H196V39H195ZM195 40H194V41H195ZM227 40H229V39H227ZM237 40H238V39H237ZM7 41H8V40H7ZM13 41H15V40H13ZM37 41H38V40H37ZM37 41H36V42H37ZM68 41H69V40H68ZM126 41H127V40H126ZM171 41H172V40H171ZM220 41H221V39H220ZM220 41H219V43H220ZM10 42H11V41H10ZM28 42H29V41H28ZM31 42L34 43V41H31ZM51 42H52V41H51ZM79 42L81 43V41H79ZM79 42H78V43H79ZM88 42H89V41H88ZM109 42H110V41H109ZM109 42H107V43H108V46L110 45ZM115 42H116V41H115ZM121 42L118 43V46H119V47H120L121 45H124L123 43L121 44ZM127 42H128V41H127ZM131 42H132V41H131ZM138 42H139L140 44H139ZM156 42H157L158 44H160V45H157V46L155 47V44H154V43H156ZM159 42H160V43H159ZM177 42H178V41H177ZM181 42H182V41H180V44H181ZM183 42H184V41H183ZM187 42H188V41H187ZM187 42H186V44H187ZM196 42H197V44H199V42H198L197 40L194 42V44H195ZM206 42H207V41H206ZM206 42H204L203 44H205ZM211 42H212V41H211ZM242 42H243V41H242ZM1 43H2V42H1ZM12 43H13V42H12ZM71 43H72V42H71ZM90 43H91V42H90ZM107 43H106V44H107ZM110 43H111V42H110ZM135 43H136V44H135ZM137 43H138V44H137ZM141 43H142V47H144L145 49L141 47ZM161 43H162V44H161ZM169 43H170V41H169ZM174 43H175V42H174ZM174 43H173V44H174ZM208 43H210V40H209ZM222 43H223V42H222ZM243 43H245V42H243ZM15 44H16V43H15ZM36 44H37V43H36ZM74 44L76 45V43H74ZM74 44H73V46H74ZM101 44H102V42H101ZM103 44H105V43H103ZM186 44H182V46H183V45H186ZM232 44H233V43H232ZM245 44H246V43H245ZM10 45H11V44H10ZM12 45H13V44H12ZM60 45H61V44H60ZM63 45H64V44H63ZM65 45H66V43H65ZM67 45H68V44H67ZM143 45H144V46H143ZM195 45H196V44H195ZM195 45H193V48H196ZM200 45H201V44H200ZM206 45H207V43H206ZM209 45L211 46L212 44H209ZM209 45H208V46H209ZM222 45H223V44H222ZM224 45H226V43H225ZM227 45H229V44H227ZM263 45H264V44H263ZM6 46H7V45H6ZM100 46H102V45H100ZM103 46H104V45H103ZM106 46H107V45H106ZM116 46H117V45L115 44V47H116ZM118 46H117V47H118ZM158 46H160V47H158ZM166 46H167V49H162L163 47L166 48ZM187 46H188V45H187ZM187 46H186V47H187ZM191 46H192V45H191ZM191 46H190V47L188 46V47H189V48H192ZM196 46H197V45H196ZM13 47H14V46H13ZM62 47H63V46H62ZM74 47H75V46H74ZM93 47H94V45H93ZM117 47H116V49L113 47V48H114V49H113V50H114V53H113V54H116V55H117V54L122 55V54H123V53H122L123 51H126V52H127V50H125L124 47H123V48H122V47H120V48L118 47V48H117ZM125 47H126V46H125ZM172 47L174 48V46H172ZM172 47H171L170 52L173 51V54H174L175 52H174V49H172ZM175 47H177L176 44H175ZM197 47H198V46H197ZM214 47H215V46H213V48H214ZM228 47H229V46H227V49H228ZM231 47H232V46H231ZM2 48H3V47H2ZM70 48H71V46H70ZM77 48H78V47H77ZM88 48H89V47H88ZM96 48H97V47H96ZM102 48H103V47H102ZM105 48H106V47H105ZM108 48H109V47H108ZM110 48H111V47H110ZM135 48H136V49H135ZM140 48H142V49H140ZM160 48H161V49H160ZM179 48L181 49V47H179ZM179 48L177 47L176 49H179ZM200 48H201V51L204 50V49H203L202 47H200V46H199V48H196V49H199V50H200ZM204 48H207V47L204 46ZM210 48H212V46H211ZM213 48H212V50H214ZM229 48H230V47H229ZM17 49H18V48H17ZM72 49H73V48H72ZM90 49H92V48L90 47ZM98 49H99V47H98ZM98 49H97V50H98ZM118 49H119V50H118ZM128 49H129V47H128ZM130 49H131V47H130ZM159 49H160V50H159ZM182 49H183V47H182ZM186 49H187V48H186ZM232 49H233V48H232ZM237 49H238V48H237ZM239 49H240V48H239ZM95 50H96V49H95ZM101 50H103V49H101ZM116 50H118V51H116ZM121 50H122V52H121ZM132 50H133V48H132ZM183 50H185V49H183ZM187 50H188V49H187ZM205 50H206V52H207V51H208V52L211 51L209 48H207V49H205ZM218 50H219V49H218ZM225 50H226V49H225ZM73 51H75V50H73ZM103 51H104V50H103ZM105 51H106V49H105ZM130 51H131V50H130ZM163 51H164V55H163ZM190 51H191V50H189V53H191ZM195 51H197V50H195ZM229 51H230V50H229ZM239 51H240V50H239ZM249 51H250V50H249ZM111 52H113V51H111ZM115 52H116V53H115ZM118 52H119V53H118ZM128 52H129V50H128ZM128 52H127V53H128ZM132 52H133V51H132ZM132 52H131V53H132ZM134 52H137V51H134ZM134 52H133V53H134ZM161 52H162V54H161ZM181 52H182V51H181ZM181 52H180V53H181ZM185 52H186V51H185ZM221 52H222V51H221ZM221 52H219V53L221 54ZM234 52H235V51H234ZM236 52H237V51H236ZM246 52H247V51H246ZM1 53H2V52H1ZM98 53H99V52H98ZM101 53H103V52L101 51ZM120 53H121V54H120ZM127 53H126V54H127ZM129 53H130V52H129ZM129 53H128V54H129ZM166 53H168L169 56L166 55ZM189 53H188V54H189ZM193 53H195L194 50H193ZM197 53H198V55H199V51H198ZM197 53H196V54H197ZM210 53H211V55H212V52H210ZM210 53H208V54H210ZM239 53H240V52H239ZM76 54H78V53H76ZM103 54H104V53H103ZM124 54H125V53H124ZM124 54H123V55H124ZM135 54H136V53H135ZM185 54H187V53H185ZM203 54H205V53L203 52ZM206 54H207V53H206ZM236 54H237V53H235L234 55H236ZM248 54H249V52H248ZM254 54H255V53H254ZM108 55H109V54H108ZM119 55H118V56H119ZM142 55H141V56H142ZM160 55H161V56H160ZM171 55H172V54H171ZM181 55H182V54H181ZM191 55H194V54L191 53ZM191 55H190V56H191ZM224 55H225V53H224ZM0 56H1V55H0ZM86 56H88V55H86ZM86 56H85V57H86ZM102 56H104V55H102ZM111 56H112V55H111ZM113 56H115V55H113ZM124 56H125V55H124ZM124 56H123V57H124ZM128 56H129V55H128ZM143 56H144V55H143ZM159 56H160V57H159ZM176 56H177V55H176ZM199 56H200V55H199ZM202 56H205V55H202ZM209 56H210V55H209ZM209 56H207V58H208ZM218 56H219V54H218ZM227 56H228V55H227ZM249 56H250V55H249ZM95 57H96V56H95ZM119 57H120V56H119ZM162 57H161V59L163 60ZM183 57H184V56H183ZM183 57H182V58H183ZM187 57H188V56H187ZM210 57H211V56H210ZM213 57H215V56L213 55ZM216 57H217V56H216ZM216 57H215V58H216ZM228 57H229V56H228ZM86 58H88V57H86ZM91 58H92V57H91ZM91 58H88V59H91ZM114 58L116 59V57H114ZM136 58H137V57H136ZM140 58H141V57H140ZM166 58H165V59H166ZM179 58H180V56H178V60H179ZM202 58H203V57H202ZM223 58H226V57L223 56ZM231 58H233V56H232ZM235 58H236V57H235ZM252 58H254V57H252ZM260 58H262V57H260ZM70 59H71V58H70ZM70 59H69V61H70ZM88 59H87V60H88ZM118 59H119V58H118ZM120 59H121V58H120ZM122 59H123V58H122ZM183 59H184V58H183ZM187 59L189 60V57H188ZM200 59H201V58H200ZM205 59H206V58H205ZM210 59H213V58H210ZM210 59L208 58V60H205V61H209ZM244 59L246 60L245 56H244ZM77 60H78V59H77ZM85 60H86V59H85ZM98 60H99V59H98ZM135 60H139V58H138V59H135ZM135 60H134V61H135ZM170 60H172V59H170ZM175 60H176V59H175ZM190 60H191V58H190ZM194 60H195V59H194ZM220 60H221V57H220ZM225 60H226V59H224V61H225ZM234 60H235V59H234ZM242 60H243V59H242ZM251 60H252V59H251ZM65 61H66V60H65ZM90 61H92V60H90ZM106 61H107V60H106ZM106 61H105V62L103 61V62L106 63ZM113 61H114V60H113ZM117 61H118V60H117ZM124 61H125V63H127L126 60H124ZM195 61H197V60H195ZM200 61L202 62V59H201ZM211 61H212V60H211ZM222 61H223V59H222ZM246 61H248V59H247ZM252 61L254 62V59H253ZM263 61H264V59H263ZM70 62H71V61H70ZM75 62H76V61H75ZM97 62H100V61H97ZM109 62H112V61H109ZM119 62H120V64H121V60H119L118 63H119ZM122 62H123V61H122ZM128 62H130V64L132 63V62L129 61V60H128ZM137 62H138V61H136V63H137ZM142 62H143V63H142ZM160 62H159L158 64H160ZM168 62H169V61H168ZM183 62H185V61L183 60ZM186 62H187V61H186ZM191 62H192V61H191ZM197 62H198V61H197ZM218 62H219V61H218ZM235 62H236V61H235ZM237 62H238V61H237ZM243 62H244V61H243ZM253 62H248V63H251V64H252ZM257 62H258V61H257ZM261 62H262V61H261ZM261 62H259V64H258V63H257V64L260 65ZM78 63H79V62H78ZM94 63H95V62H94ZM118 63H117V66L119 67L120 65H118ZM125 63H124V64H125ZM162 63H166V61L163 60ZM171 63H172V61H171ZM180 63H181V62H180ZM188 63H189V62H188ZM188 63H187V64H188ZM192 63H193V62H192ZM205 63H206V62H205ZM209 63H210V62H209ZM216 63H217V62H216ZM220 63H221V62H220ZM224 63H225V62H224ZM246 63H247V62H246ZM255 63H256V62H254V64H255ZM69 64H70V63H69ZM76 64H77V63H76ZM81 64H82V63H81ZM102 64H103V63H102ZM110 64H111V63H110ZM112 64H113V63H112ZM122 64H123V63H122ZM221 64H223V62H222ZM225 64H228V63H225ZM239 64H240V63H239ZM239 64H237V66H238ZM243 64H244V63H243ZM50 65H51V64H50ZM92 65L94 66V64H92ZM128 65H129V64H128ZM131 65H132V64H131ZM134 65H135V62H134ZM184 65H185V64H184ZM229 65H230V64H229ZM232 65H233V64H232ZM244 65H245V64H244ZM0 66H1V65H0ZM64 66H65V65H64ZM122 66H123V65H122ZM122 66H120V67H122ZM162 66H164V64H163ZM170 66H171V65H170ZM175 66H176V65H175ZM196 66H197V65H196ZM196 66H195V67H196ZM241 66H242V65H241ZM260 66H261V65H260ZM69 67H71V64H70ZM77 67H78V66H77ZM91 67H92V66H91ZM104 67H106V65H104ZM120 67H119V68H120ZM127 67H128V66H127ZM134 67H136V65H135ZM146 67H145V68H146ZM192 67H193V66H192ZM204 67H205V66H204ZM219 67H221V65H219ZM225 67H226V66H222V68H225ZM233 67H234V65H233ZM256 67H257V66H256ZM63 68H64V67H63ZM67 68H68V67H67ZM136 68H138V65H137ZM140 68H138V69H140ZM172 68H173V67H172ZM199 68L202 69V67H199ZM199 68H196V70H197V74L200 72V71L198 70ZM206 68H207V67H206ZM208 68H209V67H208ZM216 68H217V67H216ZM216 68H215V70H217ZM222 68H221V69H222ZM231 68H232V67H231ZM238 68H240V67H238ZM238 68H236V69L234 68V69L237 71ZM243 68H244V67H242V69H243ZM245 68H246V67H245ZM258 68H259V67H258ZM65 69H66V68H65ZM93 69H94V68H93ZM104 69H105V68H104ZM106 69H108V68H106ZM106 69H105V70H106ZM116 69H117V67H116ZM175 69H176V68H175ZM178 69H179V68H178ZM187 69H188V68H187ZM204 69H205V68H203L202 70H204ZM209 69H210V68H209ZM209 69H208V70H209ZM213 69H214V68H213ZM221 69H220V70H221ZM226 69H227V68H226ZM240 69H241V68H240ZM247 69H248V68H247ZM249 69H251V68H250V64H249ZM262 69H263V68H262ZM68 70H69V69H68ZM98 70L100 71V68H99ZM121 70H122V69H121ZM127 70H128V69H127ZM127 70H126V71H127ZM171 70H172V69H171ZM171 70H170V71H171ZM173 70H174V69H173ZM182 70H183V69H182ZM189 70H190V68H189ZM196 70H195V71H196ZM211 70H212V69H211ZM260 70H261V69H260ZM12 71H13V70H12ZM103 71H104V70H103ZM112 71H113V70H112ZM128 71H129V70H128ZM132 71H133V69H132ZM144 71H145V72H144ZM158 71H159V70H158ZM190 71H191V70H190ZM206 71H207V70H206ZM228 71H231V70H228ZM247 71H248V70H247ZM251 71H252V70H251ZM251 71H250V73H251ZM254 71H255V70H254ZM258 71H259V70H258ZM263 71H264V70H263ZM70 72H71V71H70ZM73 72H74V71H73ZM92 72H93V71H92ZM92 72H91V73H92ZM110 72H111V71H110ZM130 72H131V70H130ZM133 72H134V71H133ZM133 72H131V73H133ZM137 72H138V71H137ZM146 72H147V73H146ZM167 72H169V71H167ZM176 72H177V71H176ZM185 72H186V71H185ZM192 72H193V71H192ZM226 72H227V71H226ZM231 72H232V71H231ZM231 72H230V74L228 73V76H229V77H230V75H231ZM238 72H239V71H238ZM244 72H245V70H244ZM63 73H64V72H63ZM76 73H77V72H76ZM95 73H96V71H95ZM127 73H128V72H127ZM134 73H135V72H134ZM134 73H133L130 77L135 76ZM140 73L142 74L141 76L143 77V78H142V79H143V81H142L143 83H140V81H139V80H141V79H139V78H141V76H139ZM190 73H191V72H190ZM200 73H201V72H200ZM200 73H199V74H200ZM202 73H204V72H202ZM205 73H206V72H205ZM216 73H217V72H216ZM222 73H223V72H222ZM222 73H221V74H222ZM245 73H246V72H245ZM250 73H249V72L247 73L248 76H251V75H252V74H250ZM263 73H264V72H263ZM70 74H72V73H70ZM87 74H89V73H87ZM93 74H94V73H93ZM104 74H106V72H105ZM193 74H194V73H193ZM206 74H207V73H206ZM217 74H218V73H217ZM221 74H220V75H221ZM235 74H236V73H235ZM249 74H250V75H249ZM11 75H12V74H11ZM54 75H55V74H54ZM75 75H76V74H75ZM100 75H101V73H100ZM106 75H107V74H106ZM116 75H117V74H116ZM116 75H115V76H116ZM122 75H123V74H122ZM124 75H125V74H124ZM181 75H182V73H181ZM211 75H212V73H211ZM211 75H208V78H210V79L212 78V80L215 79V78H213V77H209V76H211ZM70 76H71V75H70ZM94 76H95V75H94ZM94 76H93V77H94ZM107 76H108V75H107ZM169 76H170V75H169ZM175 76H176V75H175ZM213 76H214V75H213ZM225 76H226V73H225ZM233 76H234V74H233ZM235 76H237V74H236ZM253 76H254V75H253ZM253 76H251V77H253ZM257 76H258V75H257ZM29 77H30V76H29ZM64 77H65V76H64ZM76 77H77V76H76ZM81 77H82V76H81ZM89 77H90V75H89ZM91 77H92V76H91ZM96 77H97V76H96ZM101 77H102V76H101ZM119 77H120V76H119ZM123 77H124V76H123ZM125 77H126V76H125ZM191 77H192V76H191ZM197 77H199V76H197ZM201 77H202V76H201ZM215 77H216V75H215ZM220 77H221V76H220ZM229 77H228V78H229ZM254 77H256V75H255ZM33 78H34V76H33ZM56 78H57V77H56ZM56 78H55V79H56ZM59 78H60V77H59ZM62 78H63V77H62ZM62 78H61V79H62ZM106 78H107V77H106ZM121 78H122V77H121ZM199 78H200V77H199ZM216 78L218 79V76H217ZM221 78H222V77H221ZM226 78H227V77H226ZM243 78H244V77H243ZM243 78H241V80H243V81L245 82V80H244ZM259 78H260V76L257 77V80H259ZM28 79H29V78H28ZM51 79H52V78H51ZM51 79H50V80H51ZM65 79H66V78H65ZM123 79H124V78H123ZM131 79L134 80V78H131ZM170 79H171V78H170ZM180 79H181V78H180ZM190 79H191V78H190ZM194 79H196V78L194 77ZM224 79H225V78H224ZM234 79H235V78H234ZM238 79H239V78H238ZM252 79H253V78H252ZM254 79H255V78H254ZM53 80H54V79H53ZM73 80H74V79H73ZM92 80H93V79H92ZM103 80L105 81V80H107V79H105V77H104ZM108 80H109V79H108ZM118 80H119V79H118ZM120 80H121V79H120ZM192 80H193V79H192ZM192 80H190V81H192ZM199 80H200V79H199ZM206 80H207V79H206ZM212 80H211V81H212ZM219 80H220V79H219ZM263 80H264V79H263ZM95 81H100V78H99V80H95ZM95 81H94V82H95ZM122 81H123V80H122ZM124 81H125V80H124ZM186 81H187V80H186ZM201 81H202V80H201ZM204 81H205V80H204ZM228 81H229V79H228ZM260 81H262V78L259 80V82H260ZM51 82H52V81H51ZM66 82H67V81H66ZM90 82H91V81H90ZM120 82H121V81H120ZM133 82H134V81H133ZM136 82H135V84H136ZM262 82H263V81H262ZM36 83H37V82H36ZM91 83H92V82H91ZM98 83H99V82H98ZM131 83H132V82H131ZM202 83H203V82H202ZM205 83H206V82H205ZM214 83H215V81H214ZM217 83H218V81H217ZM12 84H13V83H12ZM40 84H41V83H40ZM42 84H43V83H42ZM50 84H52V83H50ZM63 84H64V83H63ZM65 84H67V83H65ZM68 84H69V82H68ZM88 84H89V83H88ZM102 84H103V83H102ZM106 84H107V83H106ZM126 84H127V82H126ZM126 84H125V85H126ZM132 84L135 85L134 83H132ZM209 84H210V80H209ZM226 84H227V83H226ZM232 84H233V83L231 82V85H232ZM234 84H235V82H234ZM17 85H18V84H17ZM22 85H23V84H22ZM22 85H21V86H22ZM48 85H49V84H48ZM59 85H60V84H59ZM70 85H71V84H70ZM92 85L94 86V83H92ZM100 85H101V84H100ZM108 85H109V83H108ZM120 85H121V84H120ZM122 85L124 86V84H122ZM127 85H128V84H127ZM127 85H126V86H127ZM136 85H138V84H136ZM139 85H138V86H139ZM154 85H152V86H153V89L155 90ZM194 85H195V84H192V86H194ZM206 85H207V84H206ZM215 85H217V84L215 83ZM231 85H229V86L231 87ZM260 85L262 86V84H260ZM62 86H65V85H62ZM67 86H68V85H67ZM97 86H98V85H97ZM101 86H102V85H101ZM112 86H114V85L112 84ZM131 86H132V85H131ZM149 86H150V89H149ZM200 86H201V85H200ZM203 86H204V85H203ZM220 86H221V84H220ZM227 86H228V84H227ZM229 86H228V88H229ZM15 87H16V86H15ZM18 87H19V86H18ZM68 87H69V86H68ZM89 87H90V86H89ZM91 87H92V86H91ZM98 87H99V86H98ZM103 87H105V86H103ZM106 87L108 88V86H106ZM119 87H120V86H119ZM119 87H118V88H119ZM124 87H125V86H124ZM129 87H130V85H129ZM172 87L174 88V86H172ZM210 87H211V86H210ZM221 87H222V86H221ZM37 88H38V86H37ZM43 88H44V87H43ZM52 88H53V87H52ZM58 88H59V87H58ZM62 88H63V87H62ZM107 88H106V89H107ZM126 88H127V87H126ZM131 88H132V87H131ZM208 88H209V87H208ZM211 88H212V87H211ZM224 88H225V87H224ZM23 89H25V88H23ZM33 89H34V88H33ZM40 89L42 90V88H40ZM60 89H61V88H60ZM91 89H92V88H91ZM115 89H116V88H115ZM120 89H121V88H120ZM120 89H119V90H120ZM122 89H123V87H122ZM124 89H125V88H124ZM124 89H123V90H124ZM138 89H135V92H136ZM195 89H196V88H195ZM205 89H206V88H205ZM217 89H218V88H217ZM17 90H19V89H17ZM26 90H27V89H26ZM29 90H30V89H29ZM62 90H63V89H62ZM65 90H66V88H65ZM95 90H96V89H95ZM98 90H100V89H98ZM125 90H127V89H125ZM125 90H124V91H125ZM130 90H131V89H130ZM140 90H139V91H140ZM148 90H146V93H147V92H148L147 94L151 93V90H150V92H149ZM154 90L152 91L153 93H151V95H152V94L154 95V94L156 93ZM169 90H172L171 87H170ZM173 90H174V89H173ZM173 90H172V92H173ZM199 90H200V89H199ZM218 90H219V89H218ZM224 90H225V89H224ZM21 91H22V90H21ZM47 91H49V90H47ZM109 91H110V90H109ZM117 91H118V90H117ZM143 91H142V94H140V93L138 92L139 95H143V98H142V96H141V98H140V99H141V100H140L141 102L139 101V98H138V101H139L140 103L143 104L145 98L147 99V101H151V100H152L153 103L156 102V99H153V97H152V98L150 97L151 100H149V99H148L149 97H148L147 94H146V97H145V96H144L145 93H143ZM164 91H165V92H164ZM213 91H215V90H213ZM27 92H28V91H27ZM36 92H37V91H36ZM38 92H39V91H38ZM55 92H56V91H55ZM90 92H91V91H90ZM98 92H99V91H98ZM101 92H102V91H101ZM118 92H119V91H118ZM126 92L128 93V90H127ZM135 92H134V93H135ZM154 92H155V93H154ZM202 92H203V91H202ZM208 92H209V91H208ZM225 92H226V90H225ZM12 93H14V91H13ZM21 93H23V92H21ZM25 93H26V92H25ZM33 93H34V92H33ZM48 93H49V92H48ZM53 93H54V92H53ZM53 93H52V94H53ZM75 93H76V92H75ZM86 93H87V92H86ZM115 93H116V92H115ZM121 93H122V92H121ZM129 93H130V91H129ZM129 93H128V95H129ZM131 93H132V92H131ZM210 93H212V91H211ZM213 93H214V92H213ZM213 93H212V94H213ZM216 93H217V92H216ZM52 94H49V95H52ZM107 94H108V93H107ZM116 94H117V93H116ZM124 94H125V93L121 94V95H123L122 97H124ZM136 94H137V92H136ZM221 94H222V93H221ZM23 95H24V94H23ZM47 95H48V94H47ZM64 95H66V94H64ZM76 95H77V93H76ZM128 95H127V96H128ZM130 95H131V94H130ZM132 95H133V93H132ZM173 95H174V92H173ZM184 95H185V94H184ZM215 95H216V94H215ZM16 96H17V95H16ZM24 96H26V95H24ZM27 96H28V94H27ZM52 96H53V95H52ZM62 96H63V95H62ZM68 96H69V95H68ZM83 96H84V95H83ZM110 96H112V95L110 94ZM115 96H116V95H115ZM137 96H138V95H137ZM178 96H179V95H178ZM203 96H204V95H203ZM203 96H202V97H203ZM218 96H220V95H218ZM223 96H224V94H223ZM30 97L32 98V96H30ZM89 97H90V96H89ZM138 97H140V96H138ZM147 97H148V98H147ZM161 97H162V96H161ZM172 97H173V96H172ZM182 97H183V96H182ZM184 97H185V96H184ZM190 97H191V96H190ZM221 97H222V95H221ZM33 98H34V97H33ZM50 98H51V97H50ZM104 98H105V97H104ZM118 98H120V97L118 96ZM126 98H127V97H126ZM128 98H129V97H128ZM156 98H157V97H156ZM167 98H168L169 100L172 99V98L170 99L169 97H167ZM188 98H189V97H188ZM191 98H192V97H191ZM215 98H216V97H215ZM225 98H226V97H225ZM24 99H25V97H24ZM40 99L42 100L43 98H40ZM51 99H52V98H51ZM67 99H68V98H67ZM95 99H96V98H95ZM95 99H93V100H95ZM101 99H102V97H101ZM101 99H100V100H101ZM105 99H108V98H105ZM110 99H111V97H110ZM123 99H124V98H123ZM142 99H143V100H142ZM158 99H159V98H157V100H158ZM168 99H166V97H165V99L163 98L164 102H165V101L167 102ZM53 100H54V99H53ZM53 100H52V101H53ZM65 100H66V98H65ZM113 100H114V99H113ZM115 100L117 101L116 98H115ZM119 100L121 101L122 98H120ZM124 100H125V99H124ZM126 100H127V99H126ZM159 100L161 101L162 98L159 99ZM175 100H176V99H175ZM187 100H188V99H187ZM216 100H218V98H217ZM224 100H225V99H224ZM37 101H39V100H37ZM37 101H36V102L33 101L34 104H33L32 101H30V102H32V104H31V103H30V104H31V106H32L33 109L36 107V106H35V105H37L36 103L39 104V102H40V101H39V102H37ZM72 101H73V100H72ZM82 101H83V100H82ZM85 101H86V100H85ZM88 101H90V103H91V100H88ZM96 101H97V100H96ZM102 101H103V100H101L100 104L102 103ZM116 101H115L114 103H116ZM135 101H137V100H135ZM145 101H146V100H145ZM147 101L144 102V103H145V104L147 103L146 106L148 107V102H147ZM56 102H57V101H56ZM80 102H81V100H80ZM105 102L107 103L108 100H106ZM121 102H122V101H121ZM121 102L118 103V104H119V105H120V104L122 105ZM128 102H129V101H128ZM179 102H182V101H179ZM205 102H206V101H205ZM207 102H208V100H207ZM212 102H213V101H212ZM24 103H25V102H24ZM53 103H54V102H53ZM97 103H98V101H97ZM97 103H96V104H97ZM123 103H124V101H123ZM137 103H138V102H137ZM153 103H152V104H153ZM158 103H159V102L156 103V106L158 105ZM203 103H204V102H203ZM217 103H218V102H217ZM219 103H220V101H219ZM226 103H227V102H226ZM226 103H225V104H226ZM25 104H26V103H25ZM25 104H24V105H25ZM94 104H95V103H94ZM110 104H111V103L109 102V105H110ZM125 104H126V103H125ZM129 104H130V102H129ZM129 104H127V107H128ZM134 104H135V103H134ZM142 104H139V106H141ZM167 104H168V103H167ZM189 104H191V103H189ZM207 104H208V103H207ZM220 104H221L222 107L224 106V105H222L223 103H220ZM232 104H233V103H232ZM9 105H10V104H9ZM16 105H17V104H16ZM56 105H57V104H56ZM67 105H68V104H67ZM103 105H105L104 102H103ZM113 105H115V104H113ZM131 105H132V103H131ZM143 105H144V104H143ZM169 105H170V104H169ZM169 105H168V106H169ZM226 105H229V104H226ZM230 105H231V104H230ZM18 106H19V105H18ZM37 106H38V105H37ZM43 106H44V107H47V106H45V105H43ZM81 106H82V105H81ZM87 106H88V105H87ZM91 106H93V103H92ZM91 106H90V107H91ZM110 106H111V105H110ZM110 106H109V107H110ZM116 106H117V105H116ZM122 106H124V105H122ZM137 106H138V105H137ZM137 106H134V108H135V107L137 108ZM153 106H155V105L153 104ZM156 106H155V108H156ZM163 106H164V105H162V104H161V105H158V109H157V110L159 111V109H161ZM168 106H167V108H168ZM173 106H174V105H173ZM180 106H181V105H180ZM180 106H179V107H180ZM182 106H183V104H182ZM194 106H195V104H194ZM219 106H220V105H219ZM49 107H50V106H49ZM53 107H55V106L53 105ZM62 107H63V106H62ZM68 107H69V105H68ZM85 107H86V106H85ZM103 107H104V106H103ZM125 107H126V106H125ZM125 107H123V108H125ZM129 107H130V106H129ZM151 107H152V105H151ZM159 107H160V108H159ZM165 107H166V106H165ZM179 107H176V108L178 109ZM208 107H209V106H208ZM216 107H217V106H216ZM73 108H74V107H73ZM96 108H97V106H96ZM99 108H100V105L98 106L97 109L99 110ZM115 108H116V107H115ZM120 108H122V107H120ZM130 108H131V107H130ZM136 108H135V109H136ZM139 108H140V107H139ZM143 108H144V109H147V108L144 107V106H143ZM163 108H164V107H163ZM163 108H162V109H163ZM174 108H175V107H174ZM176 108H175V109H176ZM195 108H196V107H195ZM198 108H199V107H198ZM218 108H219V107H218ZM37 109H39V108H37ZM44 109H45V108H44ZM55 109H56V108H55ZM89 109H90V108H89ZM105 109H106L107 111H106V112L103 111V110H104V108H103V110H102L103 113H104V112H105V113H108L109 110L112 109V108L110 107V108H105ZM127 109H128V108H127ZM127 109H126V110L123 109L124 111H123L122 109H120V110H121V112H122V111L125 112V111H127ZM148 109H149V107H148ZM153 109H154V108L152 107V111H151V112H153V114H151V116H150L149 114H146V115H149L148 117L150 118L151 121L148 122V121L146 120L148 117L145 116V117H146V119H145V117L143 116V117H144L143 122H144V121L148 122V123H145V122H144L145 124H147V127L149 126V123H150V122L152 123V124L150 123L151 126H154L153 124H156V123H154V121H156V118H155V119H154V118L151 119V117H152L154 114H155V116H156V114H157L158 112H157V113H154V111H155L156 109H154V110H153ZM164 109H166V108H164ZM164 109H163V111L165 112ZM169 109H170V111H172V108H171L170 106H169ZM169 109H168V110H169ZM220 109H221V108H219L218 110H220ZM29 110H30V109H29ZM39 110H40V109H39ZM49 110H50V109H49ZM64 110L66 111V109H64ZM64 110H63V111H64ZM91 110H92V109H91ZM91 110H90V111H91ZM94 110H95V109H94ZM112 110H113V109H112ZM112 110H110L111 112H109V114L112 113ZM149 110H150V109H149ZM168 110L166 109V113H167V112H168V113L170 112V111H168ZM184 110H185V109H184ZM188 110H189V109H188ZM188 110H186V111H188ZM208 110H209V109H208ZM221 110L223 111V109H221ZM225 110H226V109H225ZM228 110H231V109L229 108ZM27 111H28V110H27ZM34 111H35V113H36V110H34ZM67 111H68V110H67ZM80 111H81V110H80ZM80 111H79L78 113H80ZM90 111H89V112H90ZM96 111H97V110H96ZM102 111H101V112H102ZM113 111H114V110H113ZM115 111H117V110H115ZM115 111H114V113H115ZM128 111H130V110L128 109ZM132 111H133V108H132ZM135 111H136V110H135ZM140 111H141V110H140ZM145 111H147V110H145ZM145 111H144V112H145ZM160 111H161V110H160ZM163 111L161 112L162 114L164 113ZM176 111H177V110H176ZM212 111H213V110H212ZM222 111H221V112H222ZM232 111H233V109L231 110V112H232ZM23 112H24V111H23ZM28 112H29V111H28ZM70 112H71V110H70ZM92 112H93V111H92ZM92 112H91V113H92ZM98 112H100V111H98ZM98 112H97V113H98ZM119 112H120V111H119ZM119 112H117V114H118ZM142 112H143V111H142ZM183 112H184V111H183ZM217 112H218V111H217ZM225 112H226V111H225ZM227 112H228V111H227ZM240 112H241V110H240ZM53 113H54V112H53ZM86 113H87V112H86ZM93 113H94V112H93ZM105 113H104V114H105ZM134 113H135V112H134ZM149 113H150V112H149ZM170 113H171V112H170ZM60 114H62V113H60ZM68 114H69V113H68ZM89 114H90V113H89ZM89 114H88V115H89ZM122 114H123V113H122ZM129 114H130V112H129ZM137 114H138V113H137ZM188 114H189V113H188ZM197 114H198V113H197ZM212 114H213V113H212ZM223 114H224V113H223ZM227 114H228V113H227ZM244 114H245V113H244ZM25 115H26V114H25ZM42 115H43V114H42ZM62 115H63V114H62ZM69 115H70V114H69ZM85 115H86V114H85ZM106 115H107V114H106ZM119 115H120V114H119ZM123 115H124V114H123ZM123 115H122V117H123ZM126 115H128V114L126 113ZM132 115H133V114H132ZM132 115H131V116H132ZM138 115H139V114H138ZM141 115H142V113H141ZM167 115H169V114H167ZM181 115H183V114H181ZM184 115H186V114L184 113ZM193 115H194V114H193ZM215 115H216V113H215ZM231 115H232V114H231ZM234 115H236V114L234 113ZM237 115H238V114H237ZM28 116H29V115H28ZM76 116H77V115H76ZM90 116H91V114H90ZM107 116H108V115H107ZM111 116H113V115L110 114V117H111ZM114 116H115L114 119H115V118L117 119V117H116V113H115ZM117 116H118V115H117ZM131 116H130V117H131ZM139 116H140V115H139ZM186 116H187V115H186ZM191 116H192V115H190V117H191ZM201 116H202V115H201ZM209 116H210V115H209ZM217 116H218V115H217ZM53 117H54V116H53ZM57 117H58V116H57ZM67 117H68V115H67ZM74 117H75V116H74ZM79 117H80V116H79ZM86 117H87V115H86ZM96 117H97V116H96ZM110 117H108V118H110ZM124 117H125V116H124ZM128 117H129V115H128ZM153 117H154V116H153ZM212 117H213V116H212ZM212 117H211V118H212ZM99 118H100V117H99ZM118 118H119V117H118ZM120 118H121V117H120ZM120 118H119V119H120ZM125 118H126V117H125ZM149 118H148V119H149ZM157 118H158V117H157ZM171 118H172V117H171ZM171 118L168 117V119H167V118H166V119L170 121ZM207 118H208V117H207ZM69 119H71V120H73V119L76 120L77 118H76V119H75V118L72 119V118L70 117ZM94 119H96V118H94ZM97 119H98V117H97ZM114 119H112V117H111V120H112V121H113ZM119 119H118V120H119ZM127 119H128V118H126V120H127ZM129 119H130V118H129ZM133 119L135 120V118H133ZM153 119H154V121H153ZM166 119H165V121H166ZM172 119H173V118H172ZM186 119H187V118H186ZM209 119H210V118H209ZM57 120H58V119H57ZM57 120L55 121V123H57ZM101 120H103V119H101ZM131 120H132V119H131ZM161 120H162V118H161ZM177 120H178V119H177ZM180 120H181V119H180ZM193 120H195V119H193ZM193 120H192V121H193ZM253 120H254V119H253ZM86 121L89 122V119H88V120L86 119ZM90 121H91V120H90ZM94 121H95V120H94ZM96 121H97V120H96ZM114 121H115V120H114ZM122 121H123V120H122ZM132 121H133V120H132ZM136 121H137V120H136ZM157 121H158V119H157ZM175 121H176V119H175ZM182 121H183V120H182ZM187 121H188V120H187ZM208 121H209V120H208ZM251 121H252V120H251ZM263 121H264V120H263ZM35 122H36V121H35ZM49 122H50V121H49ZM59 122H60V121H59ZM59 122H58V124H59ZM61 122H62V121H61ZM76 122H78V125H79V122H81V121H76ZM84 122H85V120H84ZM88 122H87V123H88ZM91 122H93V121H91ZM128 122H131V121H128ZM128 122H127V123H128ZM158 122H159V123H158ZM158 122H157V124H159V125H161L160 122H161L162 124L164 123V122H162V121H160V120H159ZM253 122H254V121H253ZM51 123H52V122H51ZM55 123H53L54 126H55ZM64 123H65V122H64ZM64 123L62 122V123H61V126H62ZM66 123H67V122H66ZM89 123H90V122H89ZM97 123H98V122H97ZM97 123H95V124H97ZM127 123H126V124H127ZM135 123H136V122H135ZM139 123H140V122H139ZM208 123H209V122H208ZM211 123H212V122H211ZM217 123H218V122H217ZM234 123H235V122H234ZM254 123H256V122H254ZM36 124H37V123H36ZM49 124H50V123H49ZM68 124H69V123H67V125H68ZM75 124H76V123H75ZM123 124L125 125V123H123ZM212 124H213V123H212ZM247 124H248V123H247ZM53 125H52V126H53ZM59 125H60V124H59ZM59 125H58V127H59ZM71 125H72V124H71ZM76 125H77V124H76ZM76 125H74V126H76ZM78 125H77V127H78ZM99 125H100V124H99ZM127 125H128V124H127ZM127 125H126V126H127ZM130 125H131V124H130ZM159 125L154 126V130L157 129V126H159ZM167 125H168V124H167ZM210 125H211V124H210ZM210 125H208V126H210ZM215 125H216V124H215ZM215 125H213V126H215ZM233 125H234V124H233ZM240 125H241V124H240ZM54 126H53V128H57V127H54ZM61 126H60V127H61ZM87 126H88V124H86V126L83 125V127H86V129H87ZM107 126H108V125H107ZM161 126H162V125H161ZM170 126H171V125H170ZM182 126H183V125H182ZM208 126H207V128H209ZM60 127H59V129H60ZM66 127H67V126H66ZM66 127H65V125H64V128H66ZM89 127H90V126H88V128H89ZM91 127H92V126H91ZM91 127H90V128H91ZM111 127H112V126H111ZM115 127H116V126H115ZM141 127H142V126H141ZM166 127H167V126H166ZM183 127H184V126H183ZM210 127H211V126H210ZM219 127H220V126H219ZM237 127H238V126H237ZM33 128H35V127H33ZM50 128H52V127H50ZM53 128H52L51 130H53ZM61 128H63V127H61ZM73 128H76V127H73ZM78 128H82V126H80V127H78ZM103 128H104V127H103ZM127 128H128V127H127ZM129 128H130V127H129ZM134 128H135V127H134ZM145 128H146V127H145ZM151 128H152V127H151ZM168 128H169V127H168ZM192 128H193V127H192ZM59 129H58V130H59ZM82 129H83V128H82ZM91 129H92V128H91ZM98 129H99V128H98ZM110 129H111V128H110ZM158 129H159V127H158ZM158 129H157V130H158ZM165 129H166V128H165ZM212 129H213V128H212ZM54 130L56 131V129H54ZM74 130H75V129H74ZM84 130H85V129L81 130V132L79 131V133H80V134H86V132L88 131V129H87L86 132H85ZM89 130H90V129H89ZM93 130H94V129H93ZM101 130H103V129H101ZM131 130H132V129H131ZM143 130H144V129H143ZM146 130H147V132H148V133H146V134L149 135V134L151 133V131L149 132V130H150V126H149L148 129L146 128L145 131H146ZM194 130H195V129H194ZM71 131H72V130H71ZM82 131H83V132H82ZM134 131H135V129H134ZM161 131H162V130H161ZM171 131H172V130H171ZM171 131H170V132H171ZM173 131H174V130H173ZM173 131H172V132H173ZM201 131H202V130H201ZM250 131H251V130H250ZM52 132H53V131H52ZM84 132H85V133H84ZM103 132H105V131H103ZM115 132H116V131H115ZM137 132H138V131H137ZM139 132H140V131H139ZM152 132H155V131L152 130ZM163 132H164V131H163ZM45 133H46V132H45ZM112 133L115 135L114 132H112ZM144 133H145V132H144ZM160 133H161V132H160ZM160 133H158V134H160ZM178 133H180V132H178ZM201 133H202V132H201ZM54 134H55V133H54ZM77 134H78V132H77ZM103 134H106V133H103ZM113 134H111L112 137L110 136V137H111V139H110V141H111V142H110V145H109V144H105V145H107V146L110 148V150H112L114 147H116V146H115L116 143H117V140H116V139H117V138L119 139V137H117L116 139H114V138H113V136H114ZM151 134H153V135L151 136ZM151 134L148 136V137L151 136L150 139L147 138L146 135L144 136L145 139H146V141H147V139H148V140H150V142H151V140L153 139L152 137L154 136V133H151ZM170 134H171V133H170ZM173 134H174V133H173ZM176 134H177V133H176ZM203 134H204V133H203ZM33 135H34V134H33ZM68 135H69V134H68ZM86 135L88 136V134H86ZM96 135H98V134H96ZM118 135H119V134H118ZM171 135H172V134H171ZM179 135H180V134H179ZM181 135H182V134H181ZM181 135H180V136H181ZM186 135H187V134H186ZM190 135H191V134H190ZM93 136H94V135H92V137H93ZM108 136H109V135H108ZM116 136H117V135H115V137H116ZM159 136H160V135H159ZM159 136H158V137H159ZM164 136H166V135H164ZM174 136H176V135L174 134ZM174 136H172V138H173ZM182 136H183V135H182ZM182 136H181V137H182ZM59 137H60V136H59ZM72 137H73V136H72ZM72 137H71V138H72ZM81 137L83 138L84 136H81ZM100 137H101V136H100ZM139 137H140V136H139ZM142 137H143V136H142ZM144 137H143V138H144ZM167 137H168V136H167ZM183 137H184V136H183ZM84 138H85V137H84ZM97 138H99V135H98ZM137 138H138V137H136V139H137ZM155 138H156V136H155ZM155 138H154V139H155ZM88 139H89V138H88ZM93 139H94V138H93ZM95 139H96V136H95ZM99 139H100V138H99ZM104 139H105V138H104ZM106 139H109V138L107 137ZM145 139H144V141L141 140V142H142V141L145 142ZM166 139H169V138H166ZM191 139H192V138H191ZM64 140H65V139H64ZM97 140H98V139H97ZM100 140H101V139H100ZM120 140H121V139H120ZM120 140H118V141H120ZM138 140H139V139H138ZM160 140H162V139H159V142H161ZM170 140H171V139H170ZM54 141H55V140H54ZM91 141H92V140H91ZM91 141H90V142H91ZM134 141H136V140H134ZM154 141H155V140H154ZM154 141H153V142H154ZM162 141H164V140H162ZM171 141H172V140H171ZM174 141H175V140H174ZM177 141H178V140H177ZM70 142H71V141H70ZM94 142L96 143V141H94ZM97 142H98V141H97ZM100 142H101V141H100ZM147 142H148V141H147ZM159 142H158V143H159ZM169 142H170V141H169ZM172 142H173V141H172ZM82 143H83V142H82ZM98 143H99V142H98ZM105 143H106V142H105ZM107 143H108V142H107ZM134 143H135V142H133V144L129 142L128 144L131 145V146L133 145L132 147L137 148V145H136V144L134 145ZM156 143H157V142H156ZM177 143H178V142H177ZM66 144H67V143H66ZM70 144H71V143H70ZM90 144H92V143H90ZM126 144H127V143H126ZM137 144H138V143H137ZM144 144H146V146L148 147V145H147L146 142H145ZM144 144H143V145H144ZM79 145H80V144H79ZM118 145H120V143H119ZM156 145H157V144H156ZM197 145H198V144H197ZM71 146H72V145H71ZM102 146H103V145H102ZM120 146H121V145H120ZM120 146H119V147H120ZM124 146H126V145H123V148H124ZM131 146H129V148H130ZM141 146H142V144H141ZM141 146H140V148L138 147V149L143 148V149H142V152H141V150H139V152H138V149H137L136 154H137L138 158H137V156H136V154H135V156H136L135 159H139V156H140L139 154H141V153H142V154H141L142 156H145V159H146V155H147L148 153H149V155H150V152H151L150 149H148V150L146 149V150L148 151V152H147V151H144V148H147V147H145V145H144V147H143V146L141 147ZM154 146H155V144H154ZM160 146H161V145H160ZM163 146H164V145H163ZM175 146H176V145H175ZM186 146H187V144H186ZM66 147H67V146H66ZM76 147H77V146H76ZM87 147H88V145H87ZM104 147H105V146H104ZM104 147H103V148H104ZM149 147H150V146H149ZM149 147H148V148H149ZM173 147H174V146H173ZM176 147H177V146H176ZM44 148H45V146H44ZM74 148H75V147H74ZM103 148H101V149H103ZM106 148H107V147H106ZM111 148H112V149H111ZM135 148H130V150H129V151H131V149H133V152H129V153H131V155H129V156H131L130 158H132V159H129V156H128V155L125 156V157L128 156V158H126V159L124 158L125 161H126V160H129V161H130V162H129V161H126V162L128 163V164H127V163H126V164L129 165V166L131 165V164H130L131 161H132V163H133V161L135 160V159L133 158L134 155H132V154L135 153V151H136ZM150 148H151V147H150ZM75 149H76V148H75ZM87 149H88V148H87ZM125 149H126V148H125ZM125 149H123V150H125ZM127 149H128V145H127ZM163 149H164V148H163ZM183 149H184V148H183ZM198 149H199V147H198ZM69 150H70V149H69ZM72 150H73V149H72ZM80 150H81V149H80ZM80 150H78V151H80ZM83 150L85 151V149H83ZM107 150H108V149H107ZM115 150H117V147H116V149L114 148L111 152H108V154H111V153H112V154L110 155L111 158H113L114 156H115V158H116V154H115V153H116L117 151H115ZM151 150H153V149L151 148ZM158 150H159V149H158ZM169 150H170V149H169ZM188 150H189V149H188ZM188 150H187V152H188ZM46 151H47V149H46ZM58 151H59V150H58ZM63 151H64V150H63ZM84 151H83V152H84ZM108 151H109V150H108ZM114 151H115V152H114ZM121 151H122V150H121ZM121 151H120V152H121ZM154 151H155V150H154ZM54 152H55V151H54ZM113 152H114V153H113ZM118 152H119V151H118ZM140 152H141V153H140ZM144 152H147L146 155H145V154L143 155ZM156 152H157V151H156ZM159 152H160V151H159ZM52 153H53V152H52ZM86 153H87V152H86ZM94 153H95V152H94ZM105 153H106V152H105ZM121 153H122V152H121ZM127 153H128V150H127ZM152 153H153V152H151V154H152ZM161 153H162V152H161ZM0 154H1V153H0ZM77 154H78V153H77ZM108 154L106 153L105 155H108ZM113 154H115V155L112 157ZM162 154H163V153H162ZM86 155H87V154H86ZM101 155H102V154H101ZM119 155H120V154H119ZM157 155H158V154H157ZM169 155H170V154H169ZM192 155H193V153H192ZM196 155H197V154H196ZM66 156H67V155H66ZM77 156H78V155H77ZM92 156H93V155H92ZM177 156H178V155H177ZM2 157H3V156H2ZM95 157H96V156H95ZM103 157H104V156H103ZM117 157H119V156H117ZM122 157H123V156H122ZM140 157H141V156H140ZM178 157H179V156H178ZM91 158H92V157H91ZM115 158H114V160H116ZM119 158H120V157H119ZM149 158H150V157H149ZM66 159H67V158H66ZM98 159H99V158H98ZM104 159H105V158H104ZM109 159H110V158H109ZM122 159H123V158H122ZM133 159H134V160H133ZM140 159H142V157H141ZM140 159H139V160H140ZM159 159H160V158H159ZM0 160H1V159H0ZM106 160H107V159H106ZM106 160H104V163L108 161V160H107V161H106ZM114 160H113V161H114ZM117 160L119 161V159H117ZM5 161H6V160H5ZM59 161H60V160H59ZM62 161H63V160H62ZM93 161H94V160H93ZM98 161H99V160H98ZM98 161H96V162H98ZM102 161H103V159L101 160V162H102ZM122 161H123V160H121V162H122ZM125 161H124V162H125ZM143 161H145L144 158H143ZM176 161H177V160H176ZM63 162H64V161H63ZM84 162H86V161H84ZM90 162H91V161H90ZM101 162H100V163H101ZM110 162H111V161H110ZM119 162H120V161H119ZM134 162H135V161H134ZM151 162H152V161H151ZM0 163H1V162H0ZM91 163H92V162H91ZM100 163H99V166L102 164V163H101V164H100ZM113 163H115V162H113ZM135 163H136V162H135ZM139 163H141V162H139ZM147 163H148V162H147ZM180 163H181V162H180ZM58 164H59V163H58ZM62 164H63V163H62ZM107 164H109V162H108ZM119 164L122 165L121 163H119ZM123 164H124V165H122V166H123V168H124V166H125L126 164H125V163H123ZM133 164H134V163H133ZM55 165H56V164H55ZM67 165H68V164H67ZM67 165H66V166H67ZM79 165H80V164H79ZM89 165H90V164H89ZM116 165H118V164H116ZM135 165H136V164H135ZM135 165H134V168H135ZM139 165H140V164H139ZM153 165H154V164H153ZM101 166H102V165H101ZM101 166H100V167H101ZM110 166H112V164H111ZM113 166H114V164H113ZM113 166H112V167H113ZM131 166H133V165H131ZM131 166H130V167H131ZM137 166H138V164H137ZM166 166H167V165H166ZM186 166H187V165H186ZM0 167H1V166H0ZM63 167H64V166H63ZM63 167H61V168H63ZM85 167H86V166H85ZM103 167H104V165H103ZM105 167H107V166H105ZM115 167H118V168H119V167H121V166H115ZM179 167H180V166H179ZM1 168H2V167H1ZM55 168H56V166H55ZM80 168H81V167H80ZM94 168H95V167H94ZM118 168H117V170H118ZM131 168H132V167H131ZM138 168H139V167H138ZM151 168H152V167H151ZM170 168H171V167H170ZM76 169H77V168H76ZM96 169H97V166H96ZM107 169H109V167H108ZM107 169H105V170H107ZM110 169H111V168H110ZM110 169H109V171H108V170H107V171L110 172ZM112 169H113V168H112ZM112 169H111V170H112ZM114 169H115V168H114ZM114 169H113V170H114ZM120 169L122 170V172L126 171V169L123 171L122 167H121ZM120 169H119V170H120ZM127 169H128V168H127ZM132 169H133V168H132ZM132 169H130L131 171H129V169H128V171H129V172H132ZM147 169H148V168H147ZM186 169H187V168H186ZM188 169H190V168L188 167ZM88 170H89V169H87V171H88ZM97 170H98V171H97ZM97 170H94V169H93V173H95L94 171L100 172V171H99V168H98ZM119 170L117 171V172H119L118 174H123V173H120ZM134 170H136V169H134ZM148 170H149V169H148ZM163 170H164V169H163ZM165 170H166V169H165ZM175 170H176V169H175ZM84 171H85V170H84ZM128 171H127V172H128ZM2 172H3V171H2ZM8 172H9V171H8ZM69 172H70V171H69ZM71 172H72V171H71ZM90 172H91V171H89V173H90ZM104 172H105V171H104ZM111 172H112V171H111ZM135 172H136V171H135ZM161 172H162V171H161ZM163 172H164V171H163ZM166 172H167V170H166ZM172 172H173V171H172ZM63 173H64V172H63ZM73 173H74V172H73ZM83 173H85V172H83ZM86 173H88V172H86ZM86 173H85V174H86ZM89 173H88V174H89ZM100 173H101V172H100ZM106 173H107V172H106ZM106 173H105L104 175H105V176H109L108 174L106 175ZM124 173H126V172H124ZM138 173H139V172H138ZM9 174H10V173H9ZM91 174H92V173H90V175H91ZM98 174H99V173H98ZM112 174H113V172H112ZM118 174H117V177L119 176ZM129 174H130V173H129ZM134 174H135V173H134ZM139 174H140V173H139ZM0 175H1V174H0ZM71 175H72V174H71ZM92 175H94V174H92ZM104 175H103V176H104ZM110 175H111V174H110ZM113 175H114V174H113ZM125 175H126V174H124V176H125ZM176 175H177V174H176ZM180 175H181V174H180ZM84 176H85V175H84ZM86 176H87V175H86ZM94 176H95V175H94ZM97 176H98V175H97ZM101 176H102V173H101ZM101 176H100V177H101ZM120 176H121V175H120ZM120 176H119V177H120ZM55 177H57V176H55ZM67 177H68V176H67ZM79 177H80V176H79ZM87 177H89V176H87ZM91 177H92V176H91ZM110 177H112V176H110ZM110 177H109V178H110ZM122 177H123V176H122ZM122 177H121V178H122ZM130 177H131V176H130ZM138 177H139V176H138ZM60 178H61V177H60ZM76 178H77V177H76ZM84 178H85V177H84ZM95 178H96V177H95ZM97 178H99V177H97ZM105 178H106V177H105ZM113 178H116V176L113 177ZM80 179H81V177H80ZM86 179H87V178H86ZM128 179H129V178H128ZM147 179H148V178H147ZM151 179H152V178H151ZM55 180H57V179H55ZM97 180H98V179H97ZM101 180H102V182L104 181L103 178H102ZM139 180H140V179H139ZM61 181H62V180H61ZM76 181H77V180H76ZM92 181H93V180H92ZM117 181H118V179H117ZM119 181H121V183L118 182V187H121V188L119 189V190H120V193H121V191L123 190L122 193H121V194H122L121 196H123V194H124L123 192H124L125 188H124L123 186H121V185H122L124 182L122 183V180H121L120 178H119ZM41 182H42V181H41ZM80 182H81V181H80ZM82 182H83V181H82ZM95 182L99 184V181L97 182V181L94 180V183H92V185L95 184ZM108 182H109V181H108ZM115 182H116V181H115ZM125 182H126V184L124 183V186H125V185L128 186V185H129V184H128L129 182H128V183H127V181H125ZM154 182H155V181H154ZM196 182H197V180H196ZM84 183H85V182H84ZM111 183H112V182H111ZM119 183H120V185H119ZM139 183H140V182H139ZM80 184H82V183H80ZM107 184H108V183H107ZM108 185H109V184H108ZM113 185H115V184L112 183V186H113ZM135 185H136V184H135ZM141 185H142V184H141ZM83 186H84V184H83ZM103 186H104V185H103ZM109 186H111V185H109ZM116 186H117V182H116ZM139 186H140V185H139ZM139 186H138V187H139ZM148 186H149V185H148ZM5 187H6V186H5ZM7 187H8V186H7ZM10 187H11V186H10ZM98 187H99V186H98ZM0 188H2V187H0ZM100 188H101V187H100ZM102 188H103V187H102ZM105 188H106V187H105ZM105 188H104V189H105ZM112 188H113V187H112ZM115 188H116V187H115ZM126 188L128 189L129 187H126ZM159 188H160V187H159ZM113 189H114V188H113ZM117 189H118V188H116V190H117ZM141 189H142V188H141ZM144 189H145V188H144ZM92 190H93V188H92ZM106 190H107V189H106ZM106 190H105V191L101 190V191L104 193V195H105ZM116 190H113V191H116ZM128 190H132V188H131V189H128ZM133 190H134V189H133ZM96 191H97V188H96ZM98 191H99V189H98ZM108 191H110V190H108ZM126 191H127V190H126ZM138 191H139V190H138ZM138 191H137V192H138ZM151 191H152V190H151ZM166 191H167V190H166ZM12 192H13V190H12ZM42 192H44V191H42ZM110 192H111V191H110ZM130 192H131V191H130ZM130 192H129V193H130ZM139 192H140V191H139ZM141 192H142V191H141ZM145 192H146V191H145ZM145 192H144V194H145ZM94 193H96V192H94ZM98 193H99V192H98ZM107 193H108V192H107ZM116 193H118V191H117ZM120 193H118V194H120ZM127 193H128V192H127ZM131 193H133V192H131ZM131 193H130V195H131ZM147 193H148V192H147ZM147 193H146V194H147ZM133 194H134L133 196L135 197V192H134ZM141 194H142V193H141ZM141 194H140V195H141ZM146 194H145V195H146ZM80 195H81V194H80ZM93 195H94V194H93ZM106 195H107V194H106ZM108 195H109V193H108ZM108 195H107V196H108ZM113 195H114V197L117 196V195H115V194H113ZM124 195L127 196L128 194H124ZM137 195H138V193H137ZM84 196H85V195H84ZM86 196H87V195H86ZM118 196H119V199H120L121 196H120V195H118ZM42 197H43V196H42ZM42 197H41V198H42ZM44 197H45V196H44ZM82 197H83V196H82ZM94 197H95V196H94ZM103 197H104V196H103ZM128 197L131 198L132 196L130 197V196L128 195ZM138 197H140V196H138ZM146 197H147V196H146ZM148 197H149V195H148ZM153 197H154V196H153ZM156 197H157V196H156ZM10 198H11V195H10ZM90 198H91V197H90ZM101 198H102V197H101ZM105 198H106V197H105ZM108 198H109V197H107V199H108ZM115 198H117V197H115ZM151 198H152V197H151ZM2 199H5V198H2ZM93 199H94V198H93ZM109 199H110V198H109ZM121 199H124V198H121ZM121 199H120V200H121ZM135 199H136V198H135ZM156 199H157V198H156ZM9 200H10V199H9ZM11 200H12V199H11ZM99 200H101V199H99ZM105 200H106V199H105ZM114 200H115V199H114ZM1 201L3 202V200H1ZM5 201H8V200H5ZM8 202H9V201H8ZM10 202H11V201H10ZM26 202H28V201H26ZM110 202H111V201H110ZM4 203H5V202H4ZM98 203H99V201H98ZM27 204H28V203H27ZM128 204H129V202H128ZM132 204H133V203H132ZM153 204H154V203H153ZM153 204H152V205H153ZM7 205H10V204H7ZM126 205H127V204H126ZM134 205H135V204H134ZM22 206H25V205H22ZM22 206H21V207H22ZM146 206H147V204H146ZM21 207H20L19 209H21ZM112 207H113V206H112ZM126 207H127V206H126ZM136 207H137V206H136ZM150 207H151V206H150ZM11 208H12V207H11ZM16 208H17V207H16ZM23 208H24V207H23ZM117 208H118V207H117ZM138 208H139V207H138ZM148 208H149V207H148ZM19 209H18V210H19ZM115 209H116V208H115ZM12 210H13V209H12ZM16 210H17V209H16ZM18 210H17V211H18ZM25 210H26V209H25ZM153 211H154V210H153ZM21 212H23V211H21ZM24 212H25V211H24ZM24 212H23V213H24ZM7 213H8V212H7ZM10 213H11V212H10ZM23 213H22V214H23ZM126 213H127V212H126ZM22 214H21V215H22ZM115 214H116V213H115ZM10 215H11V214H10ZM21 215H20V216H21ZM25 216H26V215H25ZM115 216L117 217L118 215H115ZM126 217H127V215H126ZM129 217H130V216H129ZM1 218H3V217H1ZM9 218H10V217H9ZM20 218H21V217H20ZM22 218H23V215H22ZM26 218H27V216H26ZM36 218H37V217H36ZM131 218H132V217H130V219H131ZM29 219H30V218H29ZM0 220H1V219H0ZM8 220H9V219H7V221H8ZM10 220H11V219H10ZM13 220H15V219H13ZM30 220H31V219H30ZM11 221H12V220H11ZM20 222H21V221H20ZM5 223H6V221H5ZM14 223H15V222H14ZM14 223H13V224H14ZM3 224H4V222H3ZM8 224H9V223H8ZM19 225H20V224H19ZM0 226H1V225H0ZM2 226H3V225H2ZM10 226H12V225H10ZM4 227H5V226H4ZM6 227H7V226H6ZM8 227H9V226H8ZM8 227H7V228H8ZM13 228H14V227H13ZM13 228H11L12 230H10V229H9V230L15 232L17 229H15V228H16V227H15V228H14L15 231H14ZM25 228L27 229V227H25ZM22 229H23V228H22ZM31 229H32V228H31ZM6 230H7V229H6ZM32 230H33V229H32ZM27 231H28V230H27ZM36 231H37V230H35V232H36ZM3 232H5V231H3ZM3 232H2V233H3ZM22 232H23V231H22ZM35 232H34V233H35ZM7 233H8V231H7ZM7 233H6V234H7ZM32 233H33V232H32ZM11 234H12V233H11ZM11 234H10V235H11ZM8 235H9V234H8ZM12 235H13V234H12ZM18 235H19V234H18ZM18 235H17V236H18ZM28 236H29V235H28ZM5 237L7 238L8 236H5ZM5 237H4V238H5ZM10 238H11V236H10ZM0 239H3V238H0ZM12 239H13V237H12ZM30 239H32V238H30ZM3 240H4V239H3ZM0 241H1V240H0ZM32 241H33V240H32ZM1 242H2V241H1ZM30 242H31V241H30ZM2 243H3V242H2ZM17 243H18V242H17ZM21 243H22V242H21ZM31 243H32V242H31ZM8 244H9V243H8ZM8 244H7V245H8ZM19 244H20V243H19ZM26 244H28V243H26ZM9 246H10V245H9ZM30 246H31V245H30ZM23 247H24V245H23ZM27 247H28V246H27ZM31 247H32V246H31ZM226 247H227V246H226ZM5 248H6V246H5ZM5 248H4V249H5ZM24 248H25V249H28V248H26V247H24ZM36 248H37V247H36ZM4 249H3V250H4ZM9 249H10V248H9ZM20 249H21V247H20ZM30 250H32V249H30ZM30 250H29V251H30ZM19 251H21V250H19ZM19 251H18V252H19ZM26 251H27V250H26ZM33 251H34V249H33ZM230 253H231V252H230ZM3 255H5V254H3ZM16 255H17V254H16ZM261 255H262V254H261ZM17 256H18V255H17ZM8 257H9V256H8ZM8 257H7V258H8ZM15 258H16V257H15ZM19 258H20V257H19ZM25 258H26V257H25ZM25 258H24V259H25ZM8 259H9V258H8ZM26 259H27V258H26ZM222 259H223V258H222ZM230 259H231V258H230ZM230 259H229V260H230ZM233 259H234V258H233ZM4 260H5V259H4ZM250 260H251V259H250ZM28 261H29V260H28ZM236 261H237V260H236ZM236 261H235V262H236ZM3 262H4V261H3ZM12 262H13V261H12ZM238 262H239V261H238ZM21 263H22V262H21Z\"/></svg>", "mask_w": 264, "mask_h": 264}]
</instances>
